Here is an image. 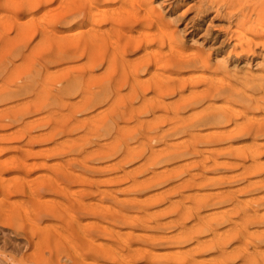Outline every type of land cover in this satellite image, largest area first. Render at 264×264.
Here are the masks:
<instances>
[{"label":"rangeland","instance_id":"obj_1","mask_svg":"<svg viewBox=\"0 0 264 264\" xmlns=\"http://www.w3.org/2000/svg\"><path fill=\"white\" fill-rule=\"evenodd\" d=\"M58 1H60V2H58ZM97 17H98V19H97ZM93 19L96 20V21H94ZM59 20L60 21H63V22L65 21V23L59 24L61 26L56 25V28L59 31L62 30L61 33H60V35L63 34V37L61 38L62 40H64L63 38H64L65 33H66L65 36H68V38H70L73 34L74 35L71 38H75V37L81 35L80 32L81 33H83V32L86 33L89 30L90 31L89 33H86V34L83 33L84 34L83 37L85 35H88V34L91 33L94 36L97 35L100 38L102 37L101 38V39H103L102 42H104L106 44H104V46H103V44L101 43L100 38H98L96 36V38H98V41L97 42L99 43V41H100V43H99L100 45L97 44V47L94 48L96 46L94 43H90L89 45H88V43H82L84 41L83 40V37L82 36L77 37L78 38L77 39L78 41H76V42H80L81 43L82 47H84L83 48L84 51H83V49L81 47H78V46H81V45L76 46L75 49H73V50H75L78 53L80 52V50H82L83 52H82L81 55H83V56H81V55L79 56L77 53L75 55H78L80 58L76 57L75 55L74 56L76 57V59L73 58L74 56L73 57L69 56V58L71 57V61H72L71 62L70 59L67 57V55H65L66 54V51H67V53H69V51L72 49V47L70 46V43H68L69 42V39L66 40V41H68L67 43L65 41H63L66 44V47L67 48L71 47L69 49H65L66 47H63L62 48V46H65V44L62 45V46H59L61 48H57L55 46L52 47V45H55L54 42L52 41L53 38H52V35H51V34H53V31H52V28L53 27L52 26L54 24H56V22L59 21ZM99 21H101V22L99 23ZM64 27H65V30L63 29ZM85 28H87L88 30L85 29ZM71 30L73 31V33H72ZM78 30H83V31L78 32ZM99 31H101V32H99ZM62 32H64V33H62ZM67 32H71L72 34L71 33H68L67 34ZM75 34H77V36H75ZM238 34H240V35H238ZM90 35H88V38L90 37L91 42H93V40L96 39V38L94 37L92 39L91 37H93V36L92 35L90 36ZM237 36L238 37L240 36L239 39L236 38ZM58 37H59V32H58ZM85 38L88 39L87 36H85ZM241 38H244L245 41H244V39H241ZM248 38H250V39L248 40ZM73 40H74V43H75L76 38L73 39ZM81 40H83V41L81 42ZM136 40L137 41H141L142 43H144L143 44V45H145L144 48L147 46L145 49H147V48L149 49L150 48L149 50L147 49L149 51V53H147L148 51L147 50L145 51L143 48H139V49L134 50L133 44L136 43ZM238 40H240L239 42H241V43H239ZM246 40L248 41V44L245 43ZM48 42H49V44L50 43L52 44L50 46L53 49L50 46H47L48 45ZM3 43L6 44V46H9L10 48L8 47L7 49H5L6 46H4ZM80 43H78V44H80ZM91 44H93L95 46H92L91 47L90 46ZM67 45H69V46H67ZM15 46H16V48H17V46L19 47V48H17V50L22 51L21 53H19V55H16V53H18L19 51H17L15 48H13ZM101 46H103L104 49H102V51L104 50L105 53H101L100 52V53L97 54L98 51L96 52V50H100ZM151 46L154 47V48H152ZM158 46L161 47V50L160 51L158 50V49H160ZM170 46H171V48H170ZM45 47L46 48L48 47L49 49L47 48V50H45ZM168 47H169V49H168ZM85 48H87L89 50H91V48H92V50L95 51L96 54L93 51H90V52H93L95 54V57H94V54L93 55H92V53L90 54L88 52V50H85ZM174 48H176L175 51H177V50L180 49L181 50V51L179 50L180 52H182V49H183L184 55H186V57H196V58H199V61L201 60L200 63L202 64L201 65V64L198 63V65H199L200 68L197 66L194 69L193 68L192 69L191 68H183V69H179L178 68L179 69L178 70L176 68L173 69V67L172 66H169L168 64H167L168 66H166V63L164 65V60L162 58H160V57H163L164 58L165 57L164 55H166L169 52H172ZM50 49H51V52L54 51L53 54L56 55V56L54 55L55 57H57V56H59L61 54L63 55V57L60 56L62 58L57 57V59L58 58L59 59H63L66 56V58H67L68 61L67 60H64L63 61L62 60L61 61L62 63H61V62H57L58 60H50V57H51V59H54V57L50 55V53H51V52H49ZM94 49H96V50H94ZM108 49H109L110 52L108 51ZM132 49H133V51H131ZM140 49L144 50L146 53L145 54L142 53L144 51H142ZM153 49H154L155 52L152 54L150 50L153 51ZM12 50L13 51L16 50V52H14L15 53V58H14V54H10V52ZM165 50H169V51H165ZM55 51H56V53H55ZM112 51L115 52L113 55H111L112 54L111 53ZM158 51L161 54H158L159 53ZM175 51H173V52H175ZM46 52H49V53H46ZM183 52H182V54H183ZM45 54H49V55L48 56H45ZM85 54H87V57L85 56ZM104 54H105V56H104ZM108 54H109V58L107 57ZM89 55H91L90 56V59H88L89 58L88 57ZM110 55L113 56L111 59H110ZM149 55H150L151 58L149 57ZM151 55L153 57L156 56V55L157 56L159 55L160 56L159 57L160 58V61H161V59L163 60L162 62H160L161 65L158 66V64H157V61L159 62L158 57H156V58L154 57L153 58V59H155V61L157 60L156 63H154V60L152 59V56ZM114 56H116L117 58L114 57ZM144 56H145V58H143ZM43 57H46V60ZM92 57H94V58H92ZM72 58L74 60H72ZM105 58H106V60L110 59V61H106V64L104 63L105 62ZM114 58H116L118 62ZM141 58H143L144 61ZM103 59H104V61H103ZM112 59H114L115 61L113 60L114 61L113 62ZM224 59H225V61H223ZM152 60H153V63L154 64L152 63ZM0 61H1V63H0V73L2 74V75L0 74V85H1L0 87L3 88V91H5V94H6L7 90H8V92H12V93H13V91H15L14 89L18 87L16 85L17 84V81H19V82L22 81L23 83H25V85L22 84L21 82H20L21 84L18 83L19 87H20V85H21V87L22 86L28 87L29 85L28 86L26 85L27 82L30 83V85L32 87V84H34V82H36L34 84L35 87L34 86L32 87L33 90H32V88H31L32 91L30 90L32 92V94H30L31 92H28V91H27V93L25 92L27 90V88H24V87L21 88L20 87L21 89L24 88L23 90H21L22 91L21 92L22 95H20V92H19L20 91V88H19V90L16 89L15 93H13V94H16V92L17 93L19 92L18 94H16V97L18 95V98H15V97L11 98L12 97L11 95H13L11 93V95H8L7 99H9V100H7V101H6V97H5L6 95H4V96L2 95L4 93H3V91L1 92V89L2 88H0V93H2L0 95L3 96V98H2V96L0 97V101H3V102H0V119H2V120H0V131H1L0 132V146H1L0 147V175H1L0 176V191L3 192V193L0 192V195H1L0 196V264H132V263L133 264H173V263L174 264H180V263H178L180 261H181V264H185V263H182V262H186V264H190L188 262H190L189 260L191 259V257H193L192 258V261L193 262H191L192 264L193 263H196V261H197V264L198 263L199 264H202V263H200L202 261H203L204 264H206V263L207 264H215L217 262L216 260L224 252H226V254H225L226 257L224 255V257H225L224 258L223 255H222V257L219 258L220 260L218 259L219 261L216 264H221L220 261H222L223 258H224L223 259L224 262L223 261L222 262L225 263V264H228V263L238 264V263H242L243 260H244V262L246 264H248V263L252 264L253 260H252V262L250 261V259H252V258H254V259L255 258L256 259L258 258L257 260L255 259L256 261H254L253 264L255 262L259 261V260H260V263L264 264V260H262V255H264V235H261L262 233L264 234V232H263L264 229H261L262 226H263L262 228H264V223H263L264 221H262L264 219V217H263V215H264V211H263V209H264V203L263 202L264 201H262L263 207L261 206L262 203H260V207L261 208L259 207V203L257 202L259 200H262L261 198L264 199V196H263V194H264V185H263L264 184V178H262L264 175H261V174H264L263 173L264 172V168L262 169V167L259 168V166H258L259 164H260V166L264 165V162L261 161V160H264V152L262 151L263 154L261 153V151H258L259 153L256 152V156H257V153H258V155H260V156H257L259 158H257L256 156L254 157L255 153H253L254 155L252 154L253 151H257V150L264 149V147H263L264 146V142H263V140H264V129H263V132H261V129H259V127L264 124V119H263L264 118V110H263L264 109V102L263 103L261 102V104H258L257 103L256 108H257L258 105H261V106L258 107V110L254 107L256 109L255 110L253 108V106L251 105V103H248L247 100H243L244 98L245 99L248 98V100H249V97L252 95V94L249 95L250 93H253L254 96H255L256 93H258V91H256V90L253 89V85L255 86L258 82H261V83H263L262 85L264 86V75L262 76V73L264 74V0H28V1L27 0H23V1L22 0H0ZM2 61H4L6 64L5 63L3 64ZM89 61H92L91 62L92 65L91 66L89 64ZM111 61H112V63H111ZM142 61L143 62H146V65L148 64L147 67L149 68L150 71H152V70L155 71V73L152 72L155 75L152 74V73L149 74L150 73L149 70H146L145 71V70H143V68H141V67H144V66H142L144 64ZM205 62H207V63H205ZM93 63L95 65H93ZM116 63H119V64L114 65ZM162 63H163V66H164L165 69L162 68ZM2 64L3 65H6V68H5V66H2ZM57 64H59V65H57ZM79 64H81L82 66L85 67V69H84V67H82L84 69V71L81 69V67H80L81 65L79 66ZM108 64L109 65L111 64V65L109 66ZM17 65L21 69L19 67H16ZM53 65H55L56 70H62L61 73H60V71L59 72H56V70H55V68H54ZM63 65H64V68H61ZM75 65L78 66V67H80L81 70L79 71L78 68L74 67ZM86 65H89L90 66L89 67V70L90 71L87 70L88 67ZM112 65L115 66V67L114 68L112 67L113 69H110V67ZM154 65H155V68H156L157 71L155 70V68H153ZM206 65H208V66L206 67ZM14 66L18 70L20 69V71H19L20 73L21 72L26 73V70H27V72L30 75H32V73L33 74L37 73L38 76L36 74H35L36 77L32 75L33 78L34 77L35 78L34 79H31L32 76L29 77V75H27L28 78H30V79H28V78L26 79V77H25L26 75L25 74H24L25 76L24 75H21L22 73L20 74L17 71V69L15 70V67ZM46 66L47 67L48 66L50 67V68L49 67L47 68V71H46ZM68 66H70V68ZM92 66L94 67L93 68L94 70L93 69H90ZM116 66H117V68H116ZM151 66H152L153 69L151 68ZM201 66H203V67H201ZM9 67H12V68H9ZM25 67H26V69H25ZM59 67H60V69H59ZM71 67H73V69ZM106 67L107 68L109 67L108 69H110V70H107ZM75 68H76V71H75ZM103 68H104V70H106V72L104 71L103 73L105 75H107V73H108V76H106V78L110 77L109 75H111V77L112 76L114 77V78L112 77V79L108 78L110 80L109 83L107 82V79L105 78V76H103V74L101 72V71H103L102 70ZM160 68L162 70H166V69L167 70H170L169 72H173V70H174L175 72H173V73L170 74L166 70L167 73L165 71H164L165 73H163V72H160L158 70ZM28 69H32V70L30 71ZM136 69H137V72L136 73L139 74L138 76H137V74L134 73L136 71ZM38 70H40V71H38ZM70 70H72L73 72L72 71L70 72ZM91 70L94 73L97 72V74H99L98 77H95L96 79L94 78V76L96 74L95 75H94V73L93 74L92 73L89 74V72H92ZM99 70H100V72H98ZM116 70H118V71H116ZM190 70H192V71H190ZM194 70H195V72H194ZM12 71H14V72L17 71L18 72V73L17 72L15 73V74H17V77H15V74ZM77 71L79 72V74L77 73ZM222 71H225L226 73L228 72L227 75L229 74L230 76L228 75L229 76L228 77L226 75V73L224 74ZM239 71H241V72L244 73V74L242 73L243 76L241 75V72H240V74L238 73ZM62 72H64V73H62ZM86 72H88V73H86ZM234 72H237V76L235 75ZM245 72H246V74H245ZM251 72H252V74L255 73L256 75L255 74L252 75ZM38 73L41 74V75L39 76ZM13 74H14V76H13ZM81 74H83V75L86 74V76L88 74V76H91V78L92 79L94 78L95 80H97V78H101L100 79L101 81L98 80L99 83L102 82V83H100L101 85H99L100 88L95 87L98 84L97 83L98 81L93 80L91 82V85H89L90 84V82H88V81H90L89 80V77L88 76L87 77L86 76L85 77L84 76L81 77ZM156 74L157 75L160 74V75L159 76H156ZM194 74H195V76L192 77V80H194V78L196 80L199 79V80H197V82H199L200 80L207 81L209 79L208 81H212V82H217L218 81L217 83H219L221 81V80L219 81L218 76L220 78V74H222L221 75L222 77L220 79H222L224 77V80H228V82H229V80H232V81H230L231 82L230 84L229 83H226L227 81L226 82L224 81L223 83L226 84V85L229 84L231 86L233 83L235 84L237 82L235 84L236 85V88H234L235 85L233 84L234 87L231 86L232 89L229 90L231 93L227 92L226 95H224L223 93L222 94L220 93L221 94V97H220V95L218 96L219 93L218 94L217 93H214L215 95L217 94V96H215L213 93H211L212 94L211 98H210V96H209V98L207 97V95H208V93H207L206 94V100H205V98H203L201 100H198L195 97H199V99L202 98L201 96H199V94H200V92H202V89L204 87L203 86L204 84H203V81H200L198 84H197V82H195L196 83V85H195V83L192 80H190V78H189V76L191 77V75H194ZM232 74H234V76ZM60 75L63 76L65 79H66L67 76H70L73 79L76 78V81H75V79L73 81V79H71V78H70V80H72V81H66ZM64 75H67V76H64ZM92 75H94V76L92 77ZM197 75H198L199 78L197 77ZM244 75H246V77ZM247 75H249V76L247 77ZM59 76L61 77V79H59ZM78 76H79V78L81 77L83 80L81 78L78 79ZM121 76H122V78L124 76L126 78L125 79L123 78V81H122V79L119 78ZM148 76H149V78H148ZM151 76L154 79V81L151 78ZM208 76L211 77V80H210V78ZM215 76H217V80H215L216 79ZM250 76L251 77L253 76V79L258 77L257 80L259 79L260 81L258 80L256 82V79H255L254 82H253L252 81L253 79H250L251 78ZM254 76H256V77H254ZM103 77H104V79H103ZM141 77H143V78H141ZM180 77L181 78H183V77H186L187 78L188 77V78L187 79L186 78L185 79L184 78L181 79ZM200 77L203 78V79H201ZM235 77H241L242 79H243V77H245L244 78L245 80H243L244 82L242 81L243 83L242 82L239 83L241 78H239V79L238 78L233 79ZM84 78L85 79L88 78V79L85 80ZM117 78H118V80L121 79V81L117 82L118 81V80H116ZM128 78H129V86H128ZM246 78L247 79L249 78L250 79L249 81L253 82V85H252L251 82H248L246 80ZM67 79L69 80V78H67ZM145 79L147 80V83L143 82V81H146ZM151 79H152V82H151ZM162 79H163V81H162ZM77 80H80V81L77 82ZM111 80H113V81H111ZM155 80L156 81L158 80L156 82V84H155ZM182 80H183L184 83L182 84L180 82V84H179V86L182 85V87L180 86L181 89H183L181 91L180 90V87L179 88H177V87H178L179 81H182ZM188 80H190V81H188ZM86 81L89 83L88 85H87V82ZM94 81H95L96 85H95ZM159 81H160L161 85H163V84L166 85V86L168 85L167 86L168 88L169 87L170 88L172 87L171 90H174V91H170L169 90L170 88L168 89V88H166V86H164V88L167 89V90H169L170 92L169 91L168 92L171 93L172 95H170L166 91L164 92V90H162L164 88L161 87V86L158 89L154 87V85H157L158 86ZM171 81H172V84L170 83ZM245 81L248 82V84L250 85L249 88H248V86H246L247 84H246ZM13 82H15V83H13ZM75 82L78 83V84H75ZM104 82H105V84H103ZM113 82H114L115 85L116 84H119L120 87L117 86V85L115 86L114 84H112ZM137 82L140 83V84L138 85ZM168 82H169V84H167ZM66 83L72 84V85H74V87H75V85L78 86L77 88H72V89L70 88L71 91L72 90L73 91L74 90H76V91L78 90L77 93H75V95H73V93L70 95L71 91L70 90L69 91L67 90V89H69V86L71 87V85H68V88L66 87V88L63 89V90L66 89L65 90L66 92L63 91L62 89H60L61 86L64 87L65 86L64 84H66ZM188 83H189V85H188ZM193 83H194V85H193ZM244 83L246 85H244ZM60 84H61V86H60ZM121 84L124 85L125 87H123ZM143 84L145 85L146 88L144 87ZM147 84H149V85L147 86ZM190 84H191L192 87L190 86ZM238 84L241 87L240 86H237ZM102 85L103 86L106 85L104 87H108L107 89L108 90L111 89V91L113 92L111 94V93H109L110 91L106 90V88H105L106 92L108 91V93L110 94L109 95L107 93L108 97L107 96H104V98L106 100L102 98L103 96H101V93L99 92V91H102L103 92V90H101V88L103 87ZM251 85H252V88H250ZM111 86H115L116 88L115 87H111ZM141 86L144 87V88H142ZM58 87H59L60 90L58 89ZM118 87L121 88V91L119 90ZM150 87L153 88V89H155V90L152 91ZM29 88H30V86L28 87V90H29ZM80 88L81 89H84V90H86V89L93 90L95 92V93L94 92L92 93V95H91L92 98L91 97H88V98H90L89 101H88V103H86L88 99H86V95H85V94H87V95L89 94V92H87L88 90L86 91L85 94L84 93L82 94V91L80 92ZM139 88L141 89L140 91H139ZM244 88H245V90H244ZM10 89L11 90L13 89V90L11 91ZM57 89L59 91H62V94H65V96L62 95L61 92H59ZM142 89L144 91L147 90V91H145V94L146 95L145 94H139V93H143L144 92V91H142ZM160 89L162 91H160ZM237 89L240 92L236 91ZM242 89H243V93L242 94H245V96H247L246 94H248L249 97L248 96L247 97H244V95L242 96V94H241V90ZM246 89H247V91H246ZM84 90H83V92H85ZM105 90H104V93L103 94H105ZM157 90L160 91V94L161 95L160 94L159 95L157 94V93H159ZM43 91H44V93L47 91L46 93L53 95V96H51V99L49 98L50 96H48V94L46 95V96H48V99H47V97L45 99H47L48 101L49 100L50 101H53L54 100V102H55V97H57L56 103L58 105H59V103L57 101L60 102L62 99H64V97H67V98L70 97L68 100L71 101V99H72L71 103H73V101H74L73 105L76 104L75 101L76 100L78 101V99H75V98L78 97L80 95V93H81V95H80L81 98L83 99V97H85V99H86V101L84 99H83L84 101H81L82 99L79 97L80 98L79 100L81 102H83V104H85V103L86 104H89L92 101L91 99H94V98L96 99V97H97V100L98 101H99V98H100L101 101L98 102V101H96L94 99L91 102V104L94 103L93 105L95 106V102H96V106L93 107L90 104L91 107H90V105L89 106H85L87 108L81 106L78 103L80 105V107H83L82 108L83 110L84 109H87V111L81 110L82 111L81 112V111H79L80 107H78L77 108L78 109L77 111H79V112H76V114L78 115V117L75 114L76 115L75 117L78 118V119L79 118L82 119V117H79V116H81V115L83 116V114H84L83 117H85L83 119H87L85 121L82 119V123L83 124L86 121H87L86 122V125L88 124L87 125V129H86V125L85 124H84L85 125L84 126L85 129H83L84 127L83 128L82 127H79V126H81L80 125L81 122H79L81 120H79V121L76 122V120H74L75 117L72 116V113H71L72 111L65 110L66 108L67 109H70L71 108L72 110L74 108V106H70V105H72L71 103L68 105L69 102L65 100L66 98L64 99V101L63 100L61 101V103H60V105L58 107L55 106L56 103H54V102H52V104H54V105H52V104L50 105V101L48 103L47 101H45V99H42L41 98ZM76 91H74V92H76ZM114 91H116V92H114ZM119 91L121 92L120 93V96H121V94H123V97L122 96L121 97L126 102L123 99L122 100L119 99V102H118L119 105H117V103H114L113 100L117 96L119 97V95H117V93H119ZM130 91H132V93H135V94H132ZM136 91L138 93L137 95H136ZM233 91H236L237 94L235 92H233ZM23 92H25V94H23ZM67 92L68 93L70 92L69 95H68ZM90 92H92V91H90ZM97 92H99L100 94L97 93ZM154 92H156L157 95L154 94ZM57 93H58V95H57ZM59 93H60V96H59ZM96 93L99 94L98 95L99 97L96 95ZM129 93H131V94H129ZM162 93H166V94L163 95ZM194 94L196 96H194L192 98V96ZM33 95H37V96H33ZM114 95H116V96L113 99ZM129 95L130 96L132 95L133 97L131 96L132 98H130ZM200 95L204 96L205 94H200ZM227 95H230V99L228 98L229 96H227ZM238 95L239 96L241 95L242 97L240 96L241 97L240 98ZM32 96L35 97L34 98L35 99L34 102L36 103V101H37V103L34 104V105L36 106V105L39 104L40 106H38V107L36 106V108H35L32 105L34 102L33 103H30V101L33 99ZM43 96H45V95H43ZM58 96L60 97L61 100L59 99ZM128 96H129L130 99H128ZM138 96H139V98H138ZM153 96L156 97V98L157 97H159V98L155 99ZM162 96H163V98H161ZM225 96H227V98ZM254 96H251V98L252 99H254V98L256 99V98H258L260 96V94H259V96H258V94H257L256 97H254ZM30 97H32V98H30ZM52 97L54 99H52ZM190 97L193 99V101L190 100ZM214 97H216V98H214ZM217 97H220V98H217ZM236 97H237V99H236ZM20 98L23 99V100H25V102L28 101L26 104H30L31 106L29 105V107L26 106V108H25L24 107L25 104L23 103V100H21V102L19 101ZM110 98H111L112 101L110 100V102H108ZM125 98H127V99H125ZM152 98H153V100H152ZM221 98H222L223 101H221ZM225 98L226 99H229V100L227 101ZM231 98H232L233 101L231 100ZM15 99H17V100L19 99L18 100L19 102L16 101ZM26 99H28V100H26ZM73 99H75V100H73ZM140 99H141V101H143L145 103L146 107L143 104V102L140 101ZM158 99L161 102H159ZM209 99L210 100L213 99V100L210 101ZM216 99H217V101H216ZM239 99L242 102L239 101L240 103H238L237 101ZM12 100L16 101V102H14V104L17 103V102L20 103V104L17 103L15 105H13L12 102H11ZM41 100H44V102H46V103H44V105L46 106V108L44 107V105H42L43 103L41 102ZM102 100H105V101H103L105 104L104 103L101 104ZM149 100L150 101L151 100L152 101L155 100L154 102H151V106L152 107H150V105H149L150 104L149 103ZM196 100H197V102H196ZM8 101H10L11 104ZM115 101H116V99H115ZM117 101H118V99H117ZM121 101L122 102L124 101L126 103V107H125V105L123 103L120 104ZM131 101H132V103H129ZM145 101H147L148 103L146 104ZM182 101L188 102V103H186L188 106L185 104V102L183 103ZM194 101H195V104H194ZM220 101L222 102V104H221ZM63 102H65V103L67 102L66 105H68V106L64 105L65 103H63ZM162 102H163V104H162ZM166 102H167V104H166ZM178 102L180 104H178ZM213 102L214 103L216 102V103L214 104ZM217 102H219V103H217ZM99 103H100V105H98ZM106 103H107V105L110 106V109H113L115 107L113 110L115 112H117L116 109H118V113H120V115H118V116H120V118H119L116 115V113L113 111L115 113V115H114V113L111 110V112H112L111 114L113 116L112 115H110V116L113 117L116 121H118V123L116 121H113V118H111L108 115V117H110L112 119V121H113L112 122L111 119L109 120V121H111L110 124L113 125V126H110V128L112 127L111 128L112 130L109 131V129H108V131H109L110 134L108 133V131H106V135L107 136L103 133L106 137L109 138V140L112 139V142L114 140L116 142V145L118 144L117 143L118 140H119V142L121 141V143H119L120 146L117 145L118 146V149H117L118 152L116 151L117 153H115L114 155H113L112 152H109L110 151L109 149L110 148H113V147H111V143H112V142L110 143L111 140L110 141L107 140L108 142L106 141V143H108V144L110 143V148H108L109 147L108 144H106V143L104 144L105 140L108 139V138L103 137L104 135L103 136L101 135V138H99L100 136L98 137L97 136L98 133H97V134H95V137H94V135L92 134V132H94L95 129H93L92 132L90 131L91 134H89V132H88L89 135H93L92 137L91 136H87L88 134L86 132L88 130V128L90 129V127H91L90 124L91 123L94 124L96 122V121L95 122L93 121V122L90 123V121L93 118H96V117L89 118V115H91V116L93 115V116H98L99 117V114L98 113L101 114V112L103 110L100 107L105 106ZM139 103H141V104H139ZM152 103L155 104V105H153ZM158 103H160L162 106L159 105ZM172 103H173V105L176 103L175 106H174L175 108H177V106H179V105H181L182 107L179 106V108L174 109ZM212 103L214 105H212ZM225 103L228 104V105L230 103L231 106H233V107H230V105H229V108H232V111L229 110V109H227L228 105H226ZM254 103L255 102H253V104ZM5 104H7V105L5 106ZM9 104H10V106H9ZM21 104H23V107L22 108H24V109H22V110L21 109H18L20 111L19 114H18L17 113L18 112L17 108L19 106H20L19 108H21V106H22ZM62 104H63V107L64 108H62V106H61ZM122 104L124 105V107L122 106ZM156 104H158V105H156ZM201 104H203V107L204 108L206 106L205 104H208L209 105V106L207 105L208 108L211 111L214 112V113L213 112L210 113V110L207 108L206 111L207 110L209 111L208 114L210 113V114L213 115L216 112V114H218L216 117H218L219 115H221V117H224L223 118L224 120L230 115L229 112H231V115L227 119V120H229L228 122L227 121H223V119H221L220 116L218 117L220 119L217 118L220 121V123L223 121V123H221V126H225V128L223 127L225 129L224 132L227 130L231 134L230 133H227V131L225 132L226 133L225 135L224 134H221L220 131L222 133H224V132L222 131V127L220 126V124L217 123L219 121L218 120L216 121V119H214V123L212 122V124H214V125H212V124L211 125H206L207 128L204 127V130H203V128H201V127H203L204 125H200L199 126L200 121H201L199 119V117L201 118V116H203L204 114H206V112H205V109L201 106ZM113 105H115V106L113 107ZM216 105H218V107H219V105H221V107H224L225 106L224 107L225 109L224 108H221V109L220 108H217ZM241 105L242 106H245L246 109H244V107L242 108ZM262 105H263V109H261L262 108ZM13 106H17V107L16 108H13ZM69 106H70V108H69ZM109 106H108V108H105V110L106 109H109ZM121 106L126 111L124 109L121 110L122 109ZM159 106H161V108ZM184 106H185V108L187 107L186 109L187 110L189 109V111H186V109L184 108ZM190 106L193 107V111L190 110L191 109V108H189ZM194 106L196 107V110H197V106H198V108H200L199 106H201L202 109L200 108L199 111L202 110L205 113L204 112H203V114L200 113L202 115L197 114V113H199V111H196L197 113L194 112V109H195ZM210 106L216 108L217 111H215L212 107H211L212 108L211 109ZM48 107H49V110H48ZM88 107H90L89 108L90 110H88ZM96 107H97V110L99 112H96V114H95V111H97V110H95ZM102 108H104V107H102ZM156 108H158V109H156ZM155 109H156V111L154 112ZM182 109H184V110H182ZM233 109H235L236 112L235 111L233 112ZM64 110L65 111H68V113L69 114L71 113V114L69 116H67L68 114H66V116H65V113H67V112H64L63 113V117H62L61 114H62V112ZM100 110H101V112H100ZM105 110H103L104 112H102V114H104V115L110 114L109 113L110 112L109 110H106V111ZM119 110H120V112H119ZM175 110H177L179 112H183V113H181V114L179 113V115H176L177 111H175ZM218 110H221V111L218 112ZM245 110H247V111H245ZM60 111H62V112L60 113ZM74 111H76L75 108H74ZM92 111H94V112H92ZM123 111L126 113L125 114L126 117L123 116L124 115ZM144 111H146V112H144ZM85 112H87L88 118H86L87 114ZM90 112H92V114H90ZM162 112L164 113V115H163ZM190 112H191V114H190ZM222 112H224V113H222ZM225 112H227L226 114H228V116L225 115L226 117L224 115H222V114H225ZM242 112H243V114H242ZM14 113L15 114L17 113L18 116L15 115ZM21 113H22V115H20ZM58 113H60V114H58ZM140 113H142V114L140 115ZM154 113H156V114H154ZM158 113H159V115H158ZM161 113H162L163 116H165V118L162 119L163 121H160L161 118H163V116H161ZM102 114L100 116L103 117L104 115H102ZM208 114H206L204 116H208ZM19 115L22 116V119H21V117H19ZM121 115L123 116V119H125V120L122 119ZM155 115H157V116H155ZM173 115H176V116H173ZM188 115H189V117H188ZM197 116H198V118H197ZM253 116H254V118H253ZM16 117H19V119L16 118ZM106 117L107 116H104V119ZM157 117H160V118L158 119ZM169 117L170 118L173 117V118H171V120H170V119H168ZM192 117L193 118L194 117L197 118V121L200 120L199 122H197L196 119H195V121L197 122V125L199 126V128L196 125V122L193 121ZM97 118L95 120H97ZM117 118L122 119V120H119V119L117 120ZM182 118L183 119L189 118V121H188V119L187 120H183ZM106 119H109V118H106ZM166 119H168L170 121H168ZM174 119H176V120H174ZM178 119L181 120L182 123H183V121H185V124L183 126L187 125L189 127V128H187V126H186V129H185L186 132L183 131L185 127H180L182 125V123H181V121L179 122ZM16 120H18V121H16ZM69 120L75 121V125H76V123L79 122L78 123V127L76 128V131H73V129L71 130V132L69 131L70 132L69 133L70 136L68 135V130H66V127L64 128V126H67V129H68V126L72 125L71 123L70 124L68 123V122H71ZM99 120H101V118ZM155 120H156L157 123L155 122ZM261 120H263V122H261ZM73 121H72V123H73ZM109 121H108V123H104V124H106V129L105 130H107L108 125H110L109 124ZM172 121L179 122L180 125L178 126V123L176 124L175 122L173 123ZM215 121H216V123H215ZM250 121H252L251 124H250ZM257 121H259V122L257 123ZM105 122H107V121H105ZM126 122H128L129 126L131 125V127L134 128V129L132 128L133 130H131V133H133L134 136L133 135H130V129H129V133L128 132H125V131L128 130V129L125 130V128L128 126V125H126L127 124ZM167 122H168V125L166 124ZM187 122H188V124H187ZM224 122H226V124ZM43 123H45V124L43 125ZM66 123H68L69 125H67ZM97 123H99V122H97ZM112 123H114L115 125L112 124ZM116 123L118 124V127L117 128L119 130H122V129L125 130L124 131L125 134L124 133L123 134L120 133V135H119L118 129L116 130V133H114L115 132L114 129L117 126ZM119 123L121 124V126L119 125ZM40 124L43 125V126H41ZM104 124H102L103 125V129L101 127H99V126H98L99 128L95 127L97 124L94 126L95 128H97V131L96 130L95 131L96 132H99V135L101 134L100 133V130H102L101 132H104V128H105L104 127ZM192 124H193V126H192ZM253 124L256 125V127L258 129ZM257 124H258V126H257ZM75 125L72 126V127H74V129L76 127ZM98 125H100V124H98ZM102 125H100V126H102ZM122 125H124L125 127L121 129V127H123ZM165 125H167V126L165 128H163V126H165ZM156 126H158L159 133H158V130L155 129ZM173 126H174V130H176V132L172 129ZM195 126H196V129H193ZM218 126L220 127V130L219 131H218V129H219ZM229 126L230 127L233 126L234 127V128L232 127L233 130L231 128L229 129ZM113 127H114V129H113ZM131 127H129V128H131ZM161 127H162L163 130L165 129L167 132H168V130L170 131V133L171 132H173V133L175 132L174 134L171 133L173 137L170 136L171 135L170 133H169L170 134L169 135L170 137L169 136L168 137H165V136H167V133L165 134V132L161 129ZM176 127H178V129L183 128V130L182 129L179 130V131H181V130L183 131V132H181L182 134L179 131H178L179 133L177 132L178 129H175ZM209 127L211 129L208 131L207 129H209ZM212 127H213V129H212ZM216 127H218V128H216ZM252 127H253V132H252ZM262 127L264 128V126H262ZM55 128L56 129H59L60 128V130H55ZM78 128H79V130H77ZM153 128L155 130H153ZM64 129L66 131L65 132H62V131H64ZM160 129H161V132L163 131V133L165 134V136H164L165 139H163L164 137L163 138L162 137H158L159 136L158 134H160ZM113 130H114V132L112 133ZM190 130H192V131H190ZM200 130H201L202 133H200ZM213 130H215V135H213L214 134L213 133ZM216 130L219 133L216 132ZM246 130H249V131L246 132ZM255 130L263 133V136H261L262 134L259 135L258 134L259 132L256 133V135L254 134L253 139L255 141H258V142H255L252 139V136H250V133H251V135H253V133H255L254 132ZM82 131H85L87 135L85 134V132H82ZM134 131H136V132H134ZM156 131H157V134H156ZM204 131H206L205 134H204ZM58 132H59V134H58ZM81 132L83 133V135H79V134H82ZM96 132H94V133H96ZM210 132H212V133H210ZM237 132H239V133H237ZM56 133H57V136H56ZM63 133H65V134H63ZM74 133L77 134V135H74ZM126 133L129 134L128 137L127 136H124V135H127ZM188 133H191L190 134L191 136ZM195 133L196 134L198 133L199 135L197 134L198 136H196ZM115 134H117V136ZM179 134L183 138L180 137ZM185 134H186V136H185L186 138L184 137ZM192 134L193 135L195 134L194 138L196 137V139H197V137H198L199 138L198 140H202V142H200V141H198L196 139L194 140V138L192 137L193 136ZM207 134H208V136H207ZM220 134L221 135H224V140H225L224 142H223V139H222V142H221V140H219L220 137L223 138V136H219L218 137V135H220ZM257 134H258V136H257ZM122 135L124 136V139L122 138L123 137ZM160 135L162 136V133ZM201 135H203L205 138L206 137H209L208 138L209 140H211L212 138H214V139H212L214 141L216 140L215 137H218L217 138L218 140H216L215 143H214V141L211 140L212 143H210L211 141L210 142H209V140L205 141V138L204 137H201ZM227 135L230 136V139H228ZM66 136H69V137L73 138L74 142L71 140V138H68ZM73 136L74 137L76 136L78 139L74 138ZM80 136H81V139L84 136L85 137L87 136V138L89 137L90 140L93 141V142L90 143V141L87 140L89 144H87V145L85 144V146H83L82 144H79V142L85 143L86 140H85V142L84 141L82 142V140L80 141L79 140V137ZM96 136L99 138L100 141H104V142H99L97 140L98 138H96ZM113 136H114V138H110V137H113ZM115 136H116V138H115ZM225 136H226L227 139H225ZM25 137H26V139H25ZM133 137H135L136 139L133 138ZM188 137H190V138L192 137L191 141L194 140L192 142L194 143V146L196 145V147H193V143L188 142V140H184V141H180L179 140V142H181L185 146V149L184 150L190 148L192 150L197 151L199 154L196 152L195 153L196 155H188V154H186L187 153L186 152L185 155H184V152L185 151H182V150L180 151L181 148L179 147L180 148L179 149L178 146H175L177 144V142H178V140H177L178 138L181 139V140H183V139H189V141H190V138H188ZM93 138H95V140ZM103 138H104V140H101ZM129 138H130V140H129ZM131 138H132V140H131ZM137 138H138V141H139L138 142L139 145L136 144L137 143ZM147 138H152V139H150L151 143H150V141ZM153 138L154 139L156 138L157 139L156 142H158V143L153 142V141H155ZM160 138H162V139H160ZM168 138H171L172 141L170 142L169 141L170 139H168ZM173 138H175L176 139L175 141H177L176 143H173V146L177 147V150L179 149L178 152H180V153L178 154L179 157L178 156L177 157L180 158V159L175 158L176 160L173 159V161L172 160L170 161L169 160L170 157H168V154H166V153H168L170 151L169 149L171 148L172 142H175V141H173L174 140ZM66 139H67V141L70 140V142L69 141L66 142L65 141ZM83 139H86V138H83ZM126 139H127V141H126ZM146 139L149 142H146ZM158 139H160V140H158ZM123 140H125L126 143H129V144H130V142H132V144H133V142L136 140V143L135 142L134 143L137 146H133L135 144H133V145L131 144L132 146L129 145V144H126L125 141H123ZM163 140H166V141H164V145H165V142L167 143V145H170V147L167 146V145L165 146L166 149L168 147V149H167L168 151L167 152H165L166 150L165 151L162 150V149L165 148L164 145L162 144L163 143ZM226 140H228L229 142L226 141ZM71 141L73 143L76 142L80 147L82 145V148L83 147L84 148L83 149L80 148L79 153L78 152H74L75 151L74 149H77V144L76 145L74 144L75 147L73 149V147L71 145ZM185 141L187 142L186 145H188L187 148H186V145L184 144ZM203 141H205V142H203ZM253 141H254L255 147H253L254 146ZM95 142H97V143H95ZM141 142H142V144L146 142L147 144L144 145L146 147H142L141 146L142 144H140ZM195 142H198V143H195ZM226 142H228V143H226ZM66 143L70 144L71 145V148L73 150L70 147H67ZM99 143L101 145H99ZM168 143H170V144H168ZM190 143H191V145H190ZM220 143H222V145ZM229 143L232 144L233 147H231V145ZM256 143L257 144L260 143L259 144L260 149L257 147L258 145L256 146ZM96 144L99 147L103 145V147H102L103 150L100 148L101 149V152H99V154L102 153L104 150H105V153H106L107 149L109 150V151H107V153L108 152L109 153L106 154V155H105V153H103V155L105 157L102 154H100L101 155L100 156L97 153V151H98L97 148H99V147L94 148L95 146H97ZM148 144L149 145L150 144L151 145L153 144L152 145L153 147L155 145H157V146L158 145L159 146L160 145H163V147L160 146V149L161 150L159 148H156L157 146H155V148H153L152 146H149V147L157 150L158 152L161 151V153H162V151H163L165 153V155H164V153L161 154L163 156H161L160 154L159 155L157 154L158 157H156L157 155L155 156V158H159L158 159L159 162L156 159L155 164H153V161L155 159H152L151 160V162H152V164L154 166H151L152 164L150 162H148L147 160H148V158H150V157H148V156H150V154H149L150 152L151 153L152 152L153 153H157V151L154 152L153 149L151 151V149L148 147ZM182 144L178 143L179 146H181ZM213 144H215V145H213ZM224 144H226V145L229 144L228 147L231 148L230 149L231 152H234V151L235 152H238L239 151L237 154L236 153L235 154L238 156L239 153H240L241 154L240 155V158L237 157L236 155H235V157L232 156V155H230V156L229 155L226 156L225 154L223 155V152L226 153L224 150H227L228 149V147L226 145L224 146ZM90 145H92V146H90ZM116 145L114 147H116ZM126 145H127V147L124 148ZM200 145L201 146H204V147L201 149V146ZM209 145H210V147H209ZM89 146L90 147H93V149L92 148H89ZM130 146H131V148L134 147V149H133L134 151H136L135 148L137 147L139 149L138 153H137V151L135 153L134 152H131ZM138 146H140V147H138ZM173 146L171 148V152L172 153L171 152H169V153L171 155H173V153H175L174 156H176V153H177L176 151L177 150L174 149ZM206 146H208V148ZM198 147H200L199 150H203V151H201V152H203L202 153L203 159L201 158V156H202L201 155V152L198 151V149H197ZM215 147L217 149H213ZM219 147H221L223 151ZM247 147L249 149L250 148H253L252 149V152L249 151V149ZM261 147H263V148H261ZM87 148H89L90 151L91 150L93 151L94 149H97V150H95L96 152L95 151H93V152L97 153L98 156L96 157L94 155L95 153H93L92 151H91L92 152L91 154H93V156H91L90 153H87V151L85 153V149H87ZM119 148H120V150H119ZM194 148H196V149H194ZM205 148H207V149H205ZM255 148H257V149L255 150ZM125 149L126 150L128 149L131 152V153H129V151L127 150L128 152H126V153L128 155L126 154V157L129 158V156H132L131 154H134L135 157L134 156L130 157V160L132 162L131 161L128 162L129 159L128 158H124L125 156L123 157V154H125V151H126ZM145 149H146V151L143 152V150H145ZM172 149H174V152L172 151ZM190 149H188L189 152L191 151ZM209 150H211L210 153H209ZM77 151H78V149H77ZM230 151H228L227 153L228 154H231ZM244 151H246V153H247V155H246V153H243V154H245V156H244L245 158L242 156L243 154L241 153V152H244ZM83 152H84V154H82ZM113 152H115V151H113ZM147 152H149V153H147ZM194 152H190V154L191 153H194ZM216 152H218V154ZM73 153H75L76 155H74ZM214 153L217 154V156L215 155V157H216L215 159L216 160L215 159L214 160L213 159H210L211 156H213V158H214V155H211V154H214ZM79 154H81V155H79ZM110 154H112V155H110ZM181 154L184 155V156L182 155V158L180 157ZM204 154L206 156L207 155H210V157L207 156L209 159H207V157H206V159L204 160V157H205ZM153 155H155V154H153ZM70 156H71V158H70ZM145 156L148 157V158L145 159ZM151 156H152V154H151ZM191 156L193 158H195V159H191L192 158ZM196 156L197 157L199 156V158H197ZM262 156H263V158H262ZM67 157H69V158H67ZM101 157L102 158H105V159H102ZM117 157L119 158L120 161L121 160H124V161H122L124 164L121 163L124 167L123 166L122 167L120 166L121 165L120 162H119V164H120L119 166L115 163L116 160L118 161V158ZM188 157H190V158H188ZM241 157L243 159H241ZM97 158H99V159H97ZM134 158H136V160H133ZM152 158H154V156ZM165 158H167V159L169 158V159L167 160ZM172 158L173 157H171V159ZM185 158H186V162H184L185 161ZM229 158H233L234 159V160H229L232 165L234 164L233 162H235V164H236V161L239 159L238 161H242L244 163V165L247 164L246 166H248V164H249V169H246V168H248L246 166H244L242 168H239V167L242 166L241 164H243V163L239 164L238 161H237L238 162L237 163L238 164V167H236L235 169H234V167L232 165H231L232 167L230 169V162L227 161L228 163H225V165H229V167L225 166V168H228V169H225L224 166H222L221 164L224 165L223 162L226 161V159L228 160ZM254 158H256L255 160L260 159V160H258L259 163L257 161H255ZM20 159H22V160H20ZM91 159H92V161H91ZM196 159H198V160H196ZM219 159H221V160H219ZM235 159H236V161H235ZM247 159L253 160V161H249ZM164 160H167V161H164ZM190 160H191V162H189ZM199 160H200V162L201 161H204L206 163V166L205 167L203 166L205 164L204 162L201 165L199 163ZM210 160L212 161V165H211V163L208 162ZM2 161H3V163H2ZM11 161L12 162H16V165H15V163H13V166H12ZM145 161L148 163V164L145 163L147 165H149V163H150L149 166L152 167V170H151V167H149V166H147L148 168L146 167L147 169L145 167L144 168L142 167L143 169H141V166H144L142 162H145ZM174 161H176V162H174ZM217 161H218V163H217ZM112 162H114V163H112ZM179 162H181L180 165L176 164V163H179ZM183 162L184 163H187L188 166H189V164H191L192 167H191V165H190V167H188L186 165L188 168L187 167H184L185 165L183 167H181ZM193 162H195L197 164V166H196L195 163H194L195 164V166H194V164H192ZM250 162H252V165H254V163L255 164L257 163L258 165H255L253 167ZM34 163H36V164L38 163V164L36 165ZM111 163H112V165H111ZM141 163H142V165H141ZM214 163H217L218 166L220 165L221 167H218L217 166L218 168H216L215 165H214ZM113 164L114 165L116 164L117 167L114 166ZM137 164H140L139 165L140 166L139 167L140 170L138 168H136L138 171H133L132 169L135 170V168H134L135 166L138 167ZM157 164H160V165H157ZM163 164L166 165V166H164ZM237 164H236V166H237ZM30 165H33L34 167L36 166V168H34L33 166L31 168ZM108 165H109V167H108ZM110 165H111V167L112 166H114V167L111 168ZM155 165H157V166H155ZM171 165H173V167L176 166V165H178L177 167L179 169H181V170H179L177 167L176 168L174 167V169H171L170 167H168V166H171ZM207 165H208V167H207ZM209 165H210V167H209ZM125 166H127L128 168L130 166L129 170H132L133 172L137 173V175H135L137 180L135 178L134 179L131 178L132 177V174H133V176L135 174L132 171H131L132 172L131 174H128V172H125L124 173V171L127 170V169H125V168H127ZM132 166H133V168H131ZM159 166H161V167H159ZM251 166L254 169V171H255V168H256V170L259 168L257 171H259L260 169H261V171L262 170L263 171L262 172H259V173L253 172L252 169H251ZM157 167H158V169H157ZM166 167L168 168V170L166 169ZM203 167L205 168V170L203 169ZM211 167H212V169H209ZM26 168L29 169V170H27ZM195 168L198 169V170H200V171L203 169L202 172L204 171L203 173H205V174L202 175L203 173L200 172V171L197 174L198 170H196ZM206 168H208L210 171H206ZM122 169H124V170H122ZM156 169L159 172L156 171ZM160 169H162V170H160ZM188 169L191 170V171H188V172L185 171V173L187 175L186 176L183 170H188ZM213 169H215V170H213ZM219 169H220V171H219ZM221 169H224L223 171L226 172V173L228 172L227 174L229 176L226 173H224L223 171H221ZM240 169L241 170L243 169L242 171H244V172L240 171ZM121 170L123 171L124 174H126V176L124 175L125 176L124 178L127 177V180L126 179H122L121 180L120 177L118 176V175H121L122 174V173L118 174L119 172H122ZM142 170L143 171H146V172H144L145 174L144 173L141 174V172H143ZM192 170H194V171L192 172ZM211 170H213V171H211ZM182 171H183L184 174H182ZM151 172L154 173L152 176H151V174L149 175L152 178H155V175L157 176V174H159V176L162 175L161 178L162 177L163 178L165 177L164 179H166V177H167V179L165 181H163V182H166L168 179H170V178H168L169 175L167 176V174H170L171 178H174L177 175H174V177H173L172 176L173 173L174 174H179L180 172L181 173L179 174V177L177 176L179 179L178 178L172 179V180L170 179L165 184H162V182L160 181L161 184L160 183L158 184L160 186H157L156 185L157 187H154L155 186V185H153L154 183L153 184H150V183H152V181H150V180H152V178H150L147 175L148 173H151ZM191 172L192 173L195 172L198 176H194L195 174L192 175ZM206 172H209V173H206ZM234 172H237L239 174V176H242V181H241V178L240 177H237V175H238L237 173H236L237 175L235 176V173ZM245 172H246V174H245L246 176L245 175H242ZM138 173H140V174H138ZM163 173L165 174L164 176H163ZM200 173H201V175H200ZM211 173H212V175L214 173V176L216 178L218 177L220 179L219 180L220 182L218 183L219 185H217V184L214 183L216 180L214 179V177L210 176ZM115 174L117 175V178L115 177V179H114ZM181 174H182V176H181ZM188 174L189 175H192L193 177L192 176H189ZM206 174H208L209 176H207ZM220 174H222L224 176H221ZM252 174H254V175H252ZM82 175H84V176H82ZM105 175H107V176L105 177ZM146 175L148 177H144ZM183 175H185V176H183ZM225 175H227L228 179L231 178L229 180L231 182H229L226 179L227 177ZM231 175H233V178H234L235 181L232 180ZM256 175L257 176L259 175L260 177L259 176L256 177ZM102 176H104V177H102ZM109 176H111L113 179H111V177L109 178ZM199 176L200 177L203 176V177H201V180L198 179V178H196V177H199ZM248 176L250 178L252 177L251 180H250V178ZM90 177H91L92 180L89 179ZM97 177L99 178V180L98 179L96 180ZM122 177L123 176H121V178ZM158 177H157L158 181L161 180L160 177L159 178ZM180 177L181 178L182 177L183 178L186 177V178L185 179H181ZM210 177L213 178V179H210ZM244 177H246V178H244ZM106 178L108 179V181L106 180ZM222 178L224 180H226V183L227 184L225 183V181L222 180ZM253 178H254V180H252ZM255 178H257V179H255ZM259 178H261L262 180L259 179ZM131 179L133 181L136 180V182H138V184L136 185V184L132 183L130 185L131 186L134 185V188L135 189L136 188L138 189L139 187H141L140 188V191L141 192L143 191L144 193L135 192L131 188L130 185H129L130 188L133 190V191H131V189L128 188V191L130 193V196H129V193H125L126 192L125 189H127L128 184H129V181ZM138 179H140V180L138 181ZM144 179L146 181H144ZM157 179L155 178L154 181H156ZM164 179H162V180H164ZM202 179L203 180L208 179V181L206 180L208 182V184L211 182L209 180H212V183L209 184L212 187H208L207 186L208 184H206V181H203ZM177 180H179V181L181 180L180 184H182V186H184L183 184H185V182L187 180H189L187 182L190 185L187 183L188 188L185 185L184 186L185 189H183L182 186H180L181 187L180 190H182V191H180V190H178V186L179 185H176V184L179 183V182L177 183ZM184 180H186V181L184 182ZM126 181H128V182H126ZM142 181L149 182V183H147L148 186L151 185V186H153V188L151 187L150 189L149 188L148 189L147 188L145 189L144 186L147 187L146 183L143 184V186H141V185L139 186V184H142L143 183ZM192 181L194 183H192ZM232 181H234V183ZM156 182H155V184H156ZM197 182H203L202 184L204 186H206V187H202ZM221 182H224L225 184H223ZM248 182H249V185L248 184H245V183H248ZM252 182H254V183H252ZM255 182H260L258 184L259 186L256 187V189H255V186H253V185H257V184H255ZM262 182H263V184H262ZM228 183H230V184H228ZM231 183H232V185H231ZM250 183H252V184H250ZM2 184H3V186H2ZM193 184L194 185H198L199 184L201 186V188H199L200 187L199 185L197 187V186H194ZM211 184H213L215 186H213ZM237 184H239V185L242 184L243 186L242 185L239 186ZM171 185H173V186H171ZM216 185L220 188V190L222 188V192H223V190H225L226 192L225 191L224 192L226 193V195H224V196L220 195L222 192H219L220 190H218L219 188H216L217 187ZM228 185L229 186L231 185L230 186V189H229V186ZM247 185L249 187H250V185L253 186L254 187L253 188V191H251L252 188L250 190L251 192H249L248 189H245ZM261 185H263V186H261ZM16 186H18V187H16ZM123 186L125 188H123ZM166 186H168V187H166ZM169 186H170V189H172L173 191H175V188L174 187H176V190H178L180 192L175 191L173 193V191H172L170 193L171 190L170 191L168 190ZM80 187H83V188L81 189ZM117 187H118V189H117ZM142 187H144V188H142ZM165 187H166L167 194L164 191V193H162L164 195V197H162L161 200L163 198H165V199L162 200L163 202L162 201L159 202L160 201V197H158V195L160 196V194H159L158 191H160V193L163 192V190H165L164 189ZM189 187H192L194 190L192 188H189ZM234 187L236 189H234ZM195 188H196V190H198V189L200 190L199 191V194L200 195H202V193H205L207 195L208 193H206V192H209V195L210 196L209 195H207V196L210 197L209 198V200L211 199L210 202L208 200H207V202L205 201L206 200L205 198H207V196L205 194H203V195H205L206 197L205 196L204 197L202 196V198H201L200 195L198 194V191H197V194H196L197 196L195 194L194 195L193 194H190L189 195V199L188 198H185V197H188V195H187L188 192L187 191H190L191 193L192 192L193 193H196V192H194V191H196ZM202 188H204V189H202ZM1 189H3V190H1ZM108 189H110V190H108ZM119 189H121L122 191L124 190L125 192L123 193ZM254 189L257 190V191H255ZM154 190H156V191H154ZM185 190H186V192H185V195H184V193H182V192H184ZM201 190L202 191L204 190V191L201 192ZM212 190H214V191H212ZM215 190H218L217 193H214ZM228 190L229 191L230 190L231 191L233 190V191L232 192L231 191L229 192ZM238 190H243L245 192H243V194H242L241 193L242 191H240V194H239V191ZM260 190L263 191V192H261ZM146 191H148V192L151 191V192L148 193ZM153 191L155 192V194L157 193L156 196L159 198V200L155 196V198L157 199V201H154L156 199L154 198V196H151V194H152ZM210 191L212 193H210ZM259 191H260V193H259ZM176 192H177V194H176ZM224 192H223V194H225ZM234 192H237V193L234 194ZM7 193H8V195H7ZM31 193H32V195H31ZM112 193H116V194H114L115 197L112 195ZM117 193L120 195V197H119V195H117ZM147 193L150 196V199L151 200L149 199L147 201L146 198H149V196H147V197L145 196V194L147 195ZM249 193H251V194H249ZM257 193H259L258 194L259 200L256 197V194ZM142 194H144V195H142ZM165 194H166V196H165ZM237 194L239 196H237ZM248 194L251 195V197ZM260 194H261V196L259 197ZM127 195L129 196V199H128V196ZM168 195H169V199H168ZM191 195H193V196H191ZM211 195H212V198H211ZM232 195H233V197H232ZM242 195H244V196H242ZM126 196H127V199H125V200H128L129 202L132 201L133 204H134V202L136 201V198H137L138 199V202L140 201V203H138L136 201V203L134 205L133 204L130 205V203H129V206H128V202L126 203L124 201V199H123V201L120 200L121 198H123V197L125 198ZM177 196H178V198H177ZM179 196H181L182 198H180V199H183L184 201L183 200H180L179 199ZM198 196L200 198L199 201H197ZM247 196L249 197V199H246V198H248ZM252 196H254V197H252ZM141 197H142V199H141L142 201L139 199ZM115 198H116V200H115ZM130 198L131 199L132 198H135V200L133 201V199L131 200ZM170 198H171V200L173 202L170 201ZM221 198H223V201L221 200ZM228 198L229 199L232 198V200L234 198V200L233 201L232 200L228 201L229 200ZM251 198L252 199L254 198V199L252 200ZM91 199H92V201H91ZM93 199L96 200V201H94ZM118 199H119V201H118ZM152 199H154V200H152ZM201 199H202V201H205L206 202V203L204 202L205 205H207V203L209 202V204H208L209 206H207V207H209L210 209L207 208L205 205H203V208H202L201 205L204 204V203L201 202ZM215 199L217 200V204H220V205H217L216 204V202H215L216 200ZM238 199L241 201V202H238L239 204H237V200ZM174 200H175V202H174ZM249 200H250L251 203H252V201L253 202H256L255 203L256 206L254 205V203H252L254 206L252 204H250ZM181 201H182V203H180ZM186 201H188V203L192 201V203H194V204L192 205L191 203H189V205L192 206L193 208H195V203H198V204L201 203L200 204V208L201 209L199 210V208H197L199 211L197 209H195V211H194V209L190 207L191 209L189 211H191L193 213V214L192 213L190 214V212H188L189 205H188V203ZM221 201L224 204L220 203ZM225 201H228V202L226 203ZM242 201H243V203H242ZM145 202H147L148 204L145 203ZM183 202L186 204V206L184 205ZM231 202H236L235 204H237L235 206V204L233 203V205L235 206L233 209H231L233 207V205H232ZM154 203H155V205H154ZM240 203L242 205L245 204V206L247 205L248 206L247 208H250L251 210L245 208V206L240 207L241 206ZM125 204L128 206L129 209L127 208V206H125ZM137 204H139V206H140V204H147V206L148 205H152V206H149V207H146V205H141V206H145L146 209L147 208L150 209V210L147 209L148 211H150L149 212L150 215H149V213L147 214V212L144 211L145 207L142 208L140 206L141 209L138 206L136 207ZM161 204H163V206H161ZM198 204H196L197 207L199 206ZM227 205L228 206H232V207L229 208V207H227ZM249 205H251V206H249ZM61 206H63V208ZM218 206H221V207H218ZM112 207L114 208V210H113ZM115 207H116V209H118L117 212H116ZM132 207H134V208H132ZM175 207H177V209ZM181 207H183V209H185V210L181 209ZM243 207L245 209H242ZM155 208H156V210L159 209V208L160 209L156 211ZM164 208H166L165 209L166 211L164 210ZM228 208L231 209L232 211L235 208L236 209L239 208V210L233 211V212H236L235 215H233L234 213L231 214V212H230V214H231L230 216H232V217H230L229 216V209ZM240 208L242 209V211L244 210L245 212H249V213H244V211L241 212V209ZM252 208L256 209L257 212L255 210H254V212L257 213L258 215L254 214L252 212V210H253ZM152 209H154L156 212H160V213H161L162 210H164L165 212H167L168 210L170 211V209H171V211L170 212L168 211L169 213L167 215H166V213L164 211H162V213L164 212V214L166 215V216H163V217H161L162 216V213H161V216H160V213H157V214H159V216H158L159 219H157L156 214L154 213L155 211H153ZM213 209H214V212H215V210H216V212L218 211L217 212L218 214H220L221 213L220 211H222L221 214L223 215V218H220V217H222V215L219 216L216 213L217 214V215H215L216 217L215 216H212V217L209 216L210 220L204 219L208 215H214V214H212ZM260 209H261L262 212L259 211ZM119 210L121 212L123 211V213L125 212L126 215L127 214H130V212H131V215H132V213H134L133 214L134 217H136V214L135 213L138 214V212H140L137 215L138 221L133 216H130V215H127L126 216L125 214H121V212H119ZM151 210H152V212H151ZM172 210H175V211L172 212ZM182 210H183V212L184 211H187V212H184V213H188L190 215H193L195 218L193 216H192V218H194L195 220L197 219L195 221L196 223L193 222V219L192 218H190V221H189L188 217L190 215L188 217L185 216L186 217V220H185V218L182 219V217H180V214L186 215L184 213H180V212H182ZM203 210H205V211H203ZM66 211H67V213H66ZM68 211H69V213H68ZM134 211H136V212H134ZM176 211L178 212V215L176 214L177 213ZM206 211L208 212L207 214H206ZM210 211H212V212H210ZM26 212H28V214ZM196 212L199 215H196ZM201 212H202V214H201ZM142 213L145 214L144 216H146L147 218L150 217L149 220L146 219L147 221H145L144 219H142V221L144 220V222H146V223L149 222V224H146V223L142 224L143 223L142 221H141L142 223L139 222V219L141 220V218H142L141 216H143ZM239 213L241 215L243 214V216H241ZM115 214H117L119 217L121 215V216H123V218L125 217V219L127 217L129 219L128 225H127V219L125 221L126 224H121L120 225V223H119L120 221H118L119 220L118 219L119 217L116 215L117 216V219H118L117 220L116 217H115ZM140 214H142V215L140 216ZM153 214L155 215V217L153 216ZM173 214L179 216L180 217V220L182 222L180 221L178 223L177 221H178L179 218H177V216H175ZM147 215H149V216H147ZM195 215L198 218H196ZM245 215H247L248 218H252L251 219V222L252 221H255V222H252V223L249 224V222H250L249 221V222L245 223L247 220H249ZM99 216H101V217L103 216L102 218H105V220H107V221H105L101 217L99 218ZM138 216L141 217V218H138ZM224 216L225 217L226 216H229L231 220L228 217L227 219L229 220V222H225V223L222 222L224 220L226 221V219L224 218ZM237 216H241V217H239V219L238 218L233 219L234 217H237ZM259 216H261L262 220H261V218ZM130 217H131V220H130ZM173 217L174 218L175 217L177 218L176 219L177 220L176 222L174 221L175 219ZM217 217H219V219ZM244 217H246L247 220L246 219L243 220ZM29 218H31L32 221L34 220L35 221L34 222L35 224ZM108 218L110 220H108ZM114 218L117 220V222L119 224L117 222H114V220H115ZM123 218H121V219H123ZM162 218H163V220L164 219L166 220V218H167L166 221H168V223L170 221L169 219L171 218V219H173L171 221H173L177 225L176 224L175 225H172V223L171 224L169 223L171 225L170 226L168 224L169 225V229L172 228L171 231L169 229L167 230V226L168 225L165 226L166 229H164V226L162 227V229L161 228L159 229V227H161V224L163 222H164L163 224H166L165 221H162ZM212 218L214 219V221H216V218H217V222H215V224H213L214 221H213ZM241 218H242V222L239 221ZM253 218L255 220H253ZM132 219H134L135 221L132 220ZM156 219L160 221V223H161L160 226H159V222L156 221ZM183 220H185V221H183ZM200 220H202V221H200ZM122 221H121V223H124ZM188 221H189L190 225H192V223L195 224L194 225V228L196 227V230H197L196 233H198V231H199L198 235H195L196 233L193 234V235H195L194 237L196 239H197L196 236H199L200 235L198 237L199 238L198 240H196L195 238H191V236H193V235L189 236L192 233V232L190 233V228L193 227V226H191V227L188 226L187 227L186 224H188ZM49 222L52 223V224H50ZM132 222H133V225L130 224L131 226H129V223H132ZM202 222H206L207 224L206 223H203V225H202ZM210 222H211V224H208ZM239 222L241 223L240 226H239ZM260 222H261V225H260ZM152 223H154V224H152ZM182 223H184V225H182ZM221 223H224V224H221ZM235 223H237V224H235ZM243 223L246 224V226H247V228H248L249 231L251 229L250 232H252V236L253 237L250 235L251 233L247 229L246 230L243 229V228H245V226L242 225ZM49 224H50V226H49ZM134 224L136 225V227H135ZM157 224H158L159 227L156 226ZM179 224L182 225V228H180L181 226ZM196 224H200L201 225V228L199 227L200 225H196ZM216 224H219V225L216 226ZM226 224L228 225V227H227ZM145 225H147V226H145ZM153 225H155V226H153ZM235 225H238L239 228L242 229L240 231L242 233H244V235H245V232H247L246 237L243 234L242 235L239 234L240 231H238V226L236 227ZM249 225H251V226H249ZM90 226H92V227L90 228ZM110 226H111V229L109 228ZM144 226H145L146 229L144 228ZM150 226H151V229H147V228H150ZM173 226H175V227H173ZM178 226H180V227H178ZM203 226H205L206 228H202ZM209 226H216L215 227V231L213 230L214 227L213 228H210ZM222 226H223V228H222ZM230 226H234L235 229H234V227L230 228ZM253 226H255V227H253ZM142 227L144 229H142ZM154 227L155 228L158 227V228H156L157 230L152 229ZM183 227H185V229H189L188 230L189 232L187 233L189 235L188 236L186 235L188 238L187 237L186 238H183L184 237V234L187 232V230L184 231L185 229ZM225 227L229 231L233 229L231 231L232 232L231 237H230V234L228 235V233H231L229 231H227V232L224 231L225 234H223V235H225V236H223L222 233H220V235H221L222 238L226 237V239H227L226 241L227 242H228V240L231 239L232 241H229L230 243L229 242L227 243L225 240H223L221 242V240L219 239L220 236L217 235V234H219L220 229H221V232H223L222 229L224 230ZM174 228H177V230H178L177 232L178 233L176 232V230ZM179 228L181 230H179ZM228 228H230V229H228ZM253 228H254V231H252ZM114 229H116V230H114ZM119 229H120V232H118V233L115 232V231H119ZM128 229L129 230L131 229V230L129 231ZM134 229H136V230H134ZM198 229L202 230L203 232H201ZM206 229H207V231L209 233L208 232L205 233L206 232ZM54 230L55 231L57 230V231L55 232ZM58 230H59L60 233H58ZM132 230L135 231V233L137 234V236H139L138 239H135L137 236H136V234ZM146 230H148L149 232L146 231ZM192 230H194V229H192ZM234 230L237 231L236 233H238V234H236V236L233 235V234H235V231ZM256 230L259 231V233H261V232L262 233L259 234V233L256 232ZM105 231L107 232V234H105ZM138 231L141 232L142 234L141 233H138ZM145 231H146V233H145ZM156 231H157V234L158 235H159V232H160L161 235L163 234L162 235L163 238H162L161 235H159L160 238L163 239L162 241L159 240V236L157 234H155ZM180 231H184L185 232L184 234L181 233L183 235V237H182L183 240H181L180 237L178 236ZM233 231H234V233H233ZM121 232H124V234L121 233ZM147 232H148V234L149 233H152L153 235H151V234L150 235H146ZM174 232L178 234V235H176V237L178 236V238H179L178 242H177V239L178 238L177 239L175 238V233ZM212 232H216V236L217 237L215 235H213ZM255 232L257 234H255ZM119 233H121L120 235H123L124 237L120 236ZM128 233L131 236H128L129 235ZM169 233L172 234V237H173V240L172 241H174V239H175V243L174 242L171 243L170 241H167L168 243H164L163 242L164 241V238L166 237V236L164 237V234L165 235L166 234L169 235ZM64 234H66L67 236L64 235ZM103 234H104V236H103ZM125 234H127L128 237L125 236ZM181 234H180V236H182ZM140 235L142 236L143 239L145 237L148 238L146 240H147V242L148 241L149 242L147 243L146 240H145V242H143L144 240L143 241H139L140 238H141ZM212 235L215 236L216 239H218V240H216ZM257 235H259L258 238L261 237L262 239L260 240L257 237H255ZM119 236L122 237V240H120L121 238ZM132 236H133V239H131L132 240L131 241L130 238H132ZM156 236H158L157 237L158 238V241H156V239H157ZM169 236H170V239H171L172 238L171 235H169ZM206 236H207V239H206ZM210 236H212V239H211ZM218 236H219V238H218ZM243 236L245 238H247V240L244 239ZM62 237H64V238H62ZM126 237L132 243V245L130 247H129V245L127 243H126L127 245L125 244L126 240L124 238H126ZM168 237H166L165 240H167V239L170 240ZM208 237H210V238H208ZM235 237L238 238V239H234L233 240V238H235ZM239 237L241 238V240H243L242 241L243 243L242 242L240 243ZM149 238L151 240H154L153 241L154 243L151 240H149ZM189 238H191V241H190ZM249 238L251 239V241L254 240L253 241L254 243L253 242L251 243V241L249 242V240H250ZM255 238H257V240H255ZM116 239L119 240V241H117ZM186 239H188L189 241L188 240L186 241ZM200 239H202V242L200 241ZM208 239L209 240L211 239V241L213 239H215L216 241L213 240V243H211ZM128 240H127V242H128ZM206 240H207V242L209 241L208 242L209 244L206 242ZM258 240L260 242H258ZM122 241H123L124 244L122 243ZM196 241H198V242L196 243ZM218 241H219V244H218ZM224 241H225V244L226 243L228 244L227 246L224 244ZM236 241H239V244L238 243L236 244ZM244 241L247 243L248 246L247 245L245 246L246 243ZM117 242H118V244H117ZM185 242H186V244H185ZM119 243H121V244H119ZM220 243L223 244L221 246H224L227 249L229 248L231 251L234 248V251L231 252L229 249H228L229 250L228 251L226 248H223V247H222V249H223L222 250L221 247H218V245L220 246ZM232 243H234V245L237 248H235V246ZM258 243L261 246L258 247ZM154 244H158V245L155 246ZM165 244H166V246H162V245H165ZM188 244L189 245L190 244L193 245V247L189 246V252L191 250L194 251L195 249H197V250H200L201 249L200 252L197 251V250H195V251H197L199 253L194 252V253H192V255H194V256H192L191 254H189V252L186 251L185 254L187 253V254H189L191 256L190 257L188 255L185 256V254L183 253L184 252L183 250L184 249L186 250ZM195 244H196V246H199V244H200L201 248H199V247L197 248L195 246ZM206 244L209 246L208 247L209 249L207 247H205V246H207ZM242 244H244V245L242 246ZM117 245H119V246L121 245V247H119ZM122 245H123V248H122ZM159 245H161L162 247L159 246ZM231 245H233V247ZM252 245H253V247L254 246L255 247L252 248L251 247ZM116 246H117V248L121 249L122 251L121 250L119 251V249L117 251L116 250L117 249ZM176 246H178V247L176 248ZM179 246L181 247V250H179L180 249ZM230 246L232 247V249H231ZM136 247H138V248H136ZM149 247H151V249H149ZM145 248H146V251H145ZM147 248L149 250H151V251H148ZM173 248H174L175 252L176 251L178 252V250H179L180 253L178 252V255H177V253L170 252V251H174ZM182 248H183V250H182ZM258 248H260V249L259 250H256ZM137 249H139V250L141 249L142 252L143 251L144 252H143L142 255H138V256L136 255V257L134 259V256L135 255H132V254H134L133 253L134 250H135V254L142 253L141 250L138 251ZM153 249L156 250L155 252H157V250H158V252L155 253ZM176 249H178V250H176ZM206 249H208L209 251L208 250L206 251ZM210 249H212V250H210ZM243 249H245V250H243ZM252 249H254L255 252L257 251V253L258 252L259 253L262 252V254H257L254 251H252ZM219 250H221V251H219ZM248 250H250V251L248 252ZM110 251L114 252L112 254L114 256H112L111 254H109ZM137 251L139 253H137ZM181 251H183V252H181ZM213 251H215V252H213ZM216 251L219 252L220 254H218ZM235 251H236V253H239V254H236ZM251 251H252V253H251ZM202 252H204V253H202ZM244 252H245V254H244ZM182 253L184 254V257H185V258L183 257L184 260H183V258L181 256V255H183ZM216 253H217V255H213V254H216ZM227 253H229V254H227ZM242 253L244 254V256L247 254V256H245V257L248 258L249 260L246 259L245 257H243V254ZM146 254L147 255L150 254V255L146 256ZM172 254L174 256L177 255V257L175 256L176 258L173 257V259H176V262L177 263H175V260L172 261V258L170 259V257L173 256ZM179 254H180V256H179ZM201 254L204 255V256L210 257V258L211 257L212 258L214 257V259H212V261H211V259H207V257H204V256L201 259V256H202ZM248 254L251 255L250 256L251 258L248 257ZM160 255L163 256V257H160V258H162L161 261H160V259H158ZM195 255H198V256H195ZM199 255H201V256H199ZM218 255H220V256H218ZM253 255H254V257H253ZM111 256H112V260H111ZM129 256L130 257L133 256V258L131 257V259L133 260L132 262H131V259L129 258ZM232 256L235 258V260L232 258V260L234 262H232V260H230V258ZM259 256L261 257V259H260ZM143 257H145V259ZM153 257L155 259L158 257L157 259L160 262L157 261V260L152 259ZM178 257L182 258V260L180 259V261H177V258ZM228 257H229V260L230 261L227 260ZM241 257H243V259L241 260L242 262L240 261ZM125 258H127V259H125ZM204 258H206V260H204ZM114 259H115L116 262L114 261ZM193 259H195V260H193ZM196 259H198V260H196ZM200 259L202 261H200ZM225 259H226V261H225ZM163 260H165V261H163ZM166 260H168V261H166ZM213 260H215V261L213 262ZM256 264H258V263H256Z\"/></svg>","mask_w":264,"mask_h":264},{"label":"bare ground","instance_id":"obj_2","mask_svg":"<svg viewBox=\"0 0 264 264\" xmlns=\"http://www.w3.org/2000/svg\"><path fill=\"white\" fill-rule=\"evenodd\" d=\"M22 1H23V0H22ZM27 1H28V0H27ZM19 2H20V1H19ZM58 2H60V1H58ZM66 3H67V2H66ZM24 4H25V3H24ZM117 4H118V3H117ZM62 5H63V4H62ZM61 8H62V7H61ZM103 14H104V13H103ZM70 16H71V15H70ZM13 18H14V17H13ZM16 18H17V17H16ZM99 18H100V17H99ZM97 19H98V17H97ZM63 20H64V19H63ZM93 20H94V19H93ZM99 20H100V19H99ZM94 21H96V20H94ZM100 22H101V21H99V23H100ZM63 23H65V21L63 22V21H60V20H59V21L56 22V24H54V25L52 26V27H53V28H52L53 34H51V35H52V38H53L52 41L54 42L55 45H52L51 43L49 44V42H48V45H47V46L52 45V47L55 46V47H57V48H61V47H59V46H62V45L65 44L63 41H65V42L67 43L68 41H66V40L69 39V42H68V43H70V46L72 47V49L69 51V53H67V51H66V54H65V55H67L68 58H69V56L73 57L76 53L80 56V55L82 54V52L84 51V49H83L84 47H82V45H81L80 42H76V41H78V40H77V39H78L77 37H80V36L83 37L84 34L89 33L90 31H89L87 28H85V29L88 30V32H86V33L83 32V33H84V34H83V33L80 32V31H83V30H78V32H80L81 35L77 36V34H75V36H77V37H75V38H76L75 43H74V40H73V39H75V38H71V37H73L74 34H73L71 37L69 36V37L71 38V39H70V38H68V36H65V35H66V33H65L64 38H63L64 40H62L61 38L63 37V34L60 35V33H61L62 30L59 31V30L56 28V25L63 24ZM84 23H85V22H84ZM95 23H96V22H95ZM59 26H61V25H59ZM69 27H70V26H69ZM63 29L65 30V27H64ZM99 30H100V29H99ZM16 31H17V30H16ZM36 31H37V30H36ZM68 31H69V30H68ZM71 31H72V30H71ZM85 31H86V30H85ZM58 32H59V37H58ZM78 32H77V33H78ZM99 32H101V31H99ZM62 33H64V32H62ZM68 33H71V32H67V34H68ZM72 33H73V31H72ZM72 33H71V34H72ZM74 33H75V32H74ZM78 34H79V33H78ZM90 34H91V33H90ZM90 34H88V35H90ZM69 35H70V34H69ZM88 35H85V36H87V38H88ZM91 35H92V34H91ZM91 35H90V36H91ZM238 35H240V34H238ZM85 36L83 37V40H84V41L81 40V42L83 41L82 43H88V45H89L90 43H94L96 46L93 45V44L90 45L91 47H92V46H95L94 48H96V47H97V44L100 43V41H99V43L97 42V41H98V38H100V37H98L97 35H96V36H97L98 38H96V36L92 35V36H93V37H91L92 39H93L94 37L97 39V40L94 39L93 42H91L90 37H89L88 39H86ZM66 37H67V38H66ZM239 37H240V36H239ZM239 37L237 36L236 38L239 39ZM59 38H60L61 40H60ZM65 38H66V39H65ZM101 38H102V37H101ZM101 38H100L101 43H102L103 46H104V44H106V43L102 42L103 39H101ZM80 39H81V38H80ZM241 39H244V38H241ZM241 39H240V40H241ZM249 39H250V38H248V40H249ZM70 40H71V41H70ZM235 40H236V39H235ZM240 40H238V42H239ZM262 40H263V39H262ZM72 41H73V42H72ZM244 41H245V39H244ZM50 42H51V41H50ZM96 42H97V43H96ZM14 43H15V42H14ZM78 43H80V44H78ZM133 43H134V42H133ZM160 43H161V42H160ZM239 43H241V42H239ZM243 43H244V42H243ZM245 43L248 44V41L246 40ZM3 44H4V43H3ZM74 44H75V45H74ZM143 44H144V43H142L141 41H137V40H136V43L133 44V48H134V50L139 49V48H143V49L146 51L148 48L145 49L147 46L144 48L145 45H143ZM146 44H147V43H146ZM19 45H20V44H19ZM78 45H81V46H78ZM99 45H100V44H99ZM4 46H6V44H4ZM67 46H69V45H67ZM76 46L81 47V48L83 49V51L80 50V52L78 53V52H76L75 50H73V49H75ZM103 46H101L100 50H96V49H94V50H96V52L98 51L97 54L100 53V52H101V53H105L104 50H103L104 52L102 51V49H104ZM161 46H162V45H161ZM1 47H2V46H1ZM8 47H9V46H6V48H5V47H4V48L7 49ZM50 47H51V46H50ZM52 47H51V48H52ZM63 47H66V44H65V46H62V48H63ZM71 47H69V48H71ZM88 47H89V46H88ZM151 47H152V46H151ZM158 47L160 48V49H158V50L160 51V50H161V47H160V46H158ZM4 48H3V49H4ZM9 48H10V47H9ZM13 48H15V49L17 50V48H19V47L17 46V48H16V46H15V47H13ZM20 48H21V47H20ZM47 48H48V47H47ZM47 48L45 47V50H47ZM69 48L66 47L65 49H69ZM81 48H80V49H81ZM108 48H109V47H108ZM131 48H132V47H131ZM152 48H154V47H152ZM152 48H151V49H152ZM170 48H171V46H170ZM179 48H180V47H179ZM48 49H49V48H48ZM52 49H53V48H52ZM65 49H64V50H65ZM105 49H106V48H105ZM109 49H110V48H109ZM109 49H108V51H109ZM149 49H150V48H149ZM149 49H148V50H149ZM168 49H169V47H168ZM175 49H176V48H174L173 51H175ZM8 50H9V49H8ZM16 50H15V51L12 50V51H11L12 53L10 52V54H14V58H15V53H14V52H16ZM78 50H79V49H78ZM78 50H77V51H78ZM85 50H88V52H89L90 54L92 53V55L95 53V51H93L92 48H91V50L85 48ZM110 50H111V49H110ZM113 50H114V49H113ZM140 50H142V49H140ZM144 50H142V51H144ZM148 50H147V51H148ZM162 50H163V49H162ZM179 50H180V49H179ZM179 50H177V51H175V52H173V51L171 50L172 52H169V53H167L166 55H164V56H165L164 58H163V57H160L159 55H158V56H157V55L154 56L155 58L158 57V59H159V62L156 60L158 66L161 65L160 62H162V61L164 60V65H165V63H166V66H168V65H169V66H172L173 69H174V68H176V69H178V68H179V69H183V68H191V69H192V68H193V69H194V68H196L197 66L199 67L198 63L201 64V63H200L201 60L199 61V58H196V57H186V55H184L183 49H182L183 54H182V52H180L181 50H180V51H179ZM232 50H233V49H232ZM17 51H19V52L16 53V55H19V53L22 52V51H20V50H17ZM56 51H57V50H56ZM56 51H55V53H56ZM58 51H59V50H58ZM90 51H93L94 53H93V52H90ZM108 51H107V52H108ZM131 51H133V49H132ZM145 51L142 52V53L145 54V53H146ZM150 51H151L152 54L155 52L154 49H153V51H152V50H150ZM159 51H158V52H159ZM165 51H169V50H165ZM6 52H7V51H6ZM49 52H51V49H50ZM49 52H46V53H49ZM53 52H54V51H53ZM53 52H51L50 55L53 56L54 59H51V57L49 56V57H50V60H58L57 62H61L62 60H63V61H64V60H67L66 56H65L66 59H65V58H63V59H59V58H58V59H57V57H60V56L63 57V55L61 54V55L55 57L56 55L53 54ZM62 52H63V51H62ZM109 52H110V51H109ZM136 52H137V51H136ZM162 52H163V51H162ZM64 53H65V52H64ZM85 53H86V52H85ZM111 53H112L111 55H113L115 52L112 51ZM147 53H149V51H148ZM163 53H164V52H163ZM95 54H96V53H95ZM95 54H94V57H95ZM158 54H161V53L159 52ZM164 54H165V53H164ZM43 55H44V54H43ZM48 55H49V54H45V56H48ZM54 55H55V56H54ZM78 55H75V56L78 57V58H80ZM102 55H103V54H102ZM106 55H107V54H106ZM111 55H110V59L113 57V56H111ZM147 55H148V54H147ZM162 55H163V54H162ZM162 55H161V56H162ZM12 56H13V55H12ZM75 56L73 57L74 59H76ZM81 56H83V55H81ZM85 56L87 57V54H85ZM85 56H84V57H85ZM90 56H91V55L88 56V57H89L88 59H90ZM104 56H105V54H104ZM151 56H152V55H151ZM49 57H48V58H49ZM53 57H52V58H53ZM62 57H60V58H62ZM71 57L69 58L70 61H71ZM94 57H92V58H94ZM107 57L109 58V54H108ZM114 57H116V56H114ZM146 57H147V56H146ZM149 57H150V55H149ZM154 57L152 56V59H153ZM159 57L162 58L163 60L161 59V61H160V58H159ZM14 58H13V59H14ZM43 58L46 60V57H43ZM55 58H56V59H55ZM73 58H72V60H74ZM92 58H91V59H92ZM116 58H117V57H116ZM116 58H114V59L117 61ZM127 58H128V57H127ZM132 58H133V57H132ZM143 58H145V56H144ZM143 58H141V59L144 61ZM150 58H151V57H150ZM110 59L106 60V58H105V62H104V63L106 64V61H110ZM114 59H112V61H113ZM50 60H49V61H50ZM115 60H114V61H115ZM153 60H154V63H156L155 59H153ZM153 60H152V63H153ZM67 61H68V60H67ZM103 61H104V59H103ZM112 61H111V63H112ZM114 61H113V62H114ZM143 61H142V62H143ZM223 61H225V59H224ZM8 62H9V61H8ZM65 62H66V61H65ZM71 62H72V61H71ZM91 62H92V61H89L90 66L92 65ZM101 62H102V61H101ZM117 62H118V61H117ZM0 63H1V61H0ZM2 63L4 64L5 62L2 61ZM49 63H50V62H49ZM54 63H55V62H54ZM61 63H62V62H61ZM63 63H64V62H63ZM143 63H144L145 65H144V64H143V65L141 64V65L144 66V67H141V66H140V67L143 68V70H145V71H146V70H149V68L147 67L148 64L146 65V62H143ZM154 63H153V64H154ZM202 63H203V62H202ZM205 63H207V62H205ZM3 64H2V66H5V68H6V65H3ZM5 64H6V63H5ZM7 64H8V63H7ZM59 64H60V63H59ZM59 64H57V65H59ZM117 64H119V63H116V64H114V65H117ZM139 64H140V63H139ZM167 64H168V65H167ZM48 65H49V64H48ZM64 65H65V64H64ZM64 65H63L61 68H64ZM67 65H68V64H67ZM70 65H71V64H70ZM80 65H81V64H79V66H80ZM83 65H84V64H83ZM93 65H95V64L93 63ZM108 65H109V64H108ZM110 65H111V64H110ZM110 65H109V66H110ZM155 65H156V64H155ZM155 65H154L153 68H155ZM201 65H202V64H201ZM53 66H54V68H55V65H53ZM86 66L88 67L87 70L90 71V70H89V67H90V66H89V65H86ZM102 66H103V65H102ZM145 66H146V67H145ZM166 66H165V67H166ZM204 66H205V65H204ZM207 66H208V65H206V67H207ZM14 67H15V66H14ZM16 67H19V66L17 65ZM16 67H15V70L17 69ZM48 67H49V66H48ZM48 67L46 66V71H47V68H48ZM51 67H52V66H51ZM68 67L70 68V66H68ZM74 67L78 68L79 71H80L81 69L84 71V69H85V67L82 66V65L80 66L81 69H80V67H78V66H76V65H75ZM82 67H84V69H83ZM112 67L114 68L115 66L112 65V66L110 67V69H113ZM121 67H122V66H121ZM149 67H150V66H149ZM160 67H161V66H160ZM201 67H203V66H201ZM9 68H12V67H9ZM19 68H20V67H19ZM23 68H24V67H23ZM44 68H45V67H44ZM49 68H50V67H49ZM71 68L73 69V67H71ZM76 68H75V71H76ZM93 68H94V67L92 66L90 69H93ZM101 68H102V67H101ZM108 68H109V67H108ZM108 68L106 67L107 70H110V69H108ZM116 68H117V66H116ZM119 68H120V67H119ZM141 68H140V69H141ZM144 68H145V69H144ZM151 68H152V66H151ZM153 68H152V69H153ZM162 68H164L163 63H162ZM199 68H200V67H199ZM20 69H21V68H20ZM20 69H19V70L17 69V71L19 72ZM25 69H26V67H25ZM57 69H58V68H57ZM59 69H60V67H59ZM160 69H161V68H160ZM160 69H158V70H159L160 72H163V73H165L166 70H167V69H166V70H162V69H161V70H162V71H161ZM164 69H165V68H164ZM179 69H178V70H179ZM28 70L31 71L32 69H28ZM44 70H45V69H44ZM55 70H56V68H55ZM93 70H94V69H93ZM102 70H103V71H101V72H102L103 76H105V78H106V76H108V73H107V75H105L103 72H104V71L106 72V70H104V68H103ZM114 70H115V69H114ZM120 70H121V69H120ZM155 70H156V68H155ZM226 70H227V69H226ZM226 70H225V71H226ZM17 71H15V72L12 71V72H14V74H15ZM21 71H22V70H21ZM23 71H24V70H23ZM38 71H40V70H38ZM59 71H60V73H61L62 70H56V72H59ZM68 71H69V70H68ZM71 71H72V70H70V72H71ZM75 71H74V72H75ZM91 71H92V70H91ZM116 71H118V70H116ZM139 71H140V70H139ZM149 71H150V70H149ZM156 71H157V70H156ZM164 71H165V72H164ZM167 71H168V73H170V74L173 73V72H175L174 70H173V72H169L170 70H167ZM171 71H172V70H171ZM188 71H189V70H188ZM190 71H192V70H190ZM225 71H222V72L225 74V73H226ZM249 71H250V70H249ZM249 71H248V72H249ZM12 72H11V73H12ZM18 72H17V73H18ZM32 72H33V71H32ZM34 72H35V71H34ZM51 72H52V71H51ZM54 72H55V71H54ZM72 72H73V71H72ZM98 72H100V70H99ZM136 72H137V69H136V71H135L134 73L137 74ZM152 72L155 73V71L152 70V71H150L149 74H151ZM160 72H159V73H160ZM176 72H177V71H176ZM194 72H195V70H194ZM230 72H231V71H230ZM240 72H241V71H239L238 73L240 74ZM257 72H258V71H257ZM19 73H20V72H19ZM21 73H22V74H21ZM21 73H20L21 75H24V74L26 75V76L24 75V76L26 77V79L28 78L27 75H29V77L32 76V75L35 76V74L37 75V73H35V74L32 73V75H30V74L27 72V70H26V73H27V74L24 73V72H21ZM40 73H41V72H40ZM52 73H53V72H52ZM62 73H64V72H62ZM77 73L79 74L78 71H77ZM84 73H85V72H84ZM86 73H88V72H86ZM91 73L93 74L94 72H93V71H92V72H89V74H91ZM110 73H111V72H110ZM112 73H113V72H112ZM116 73H117V72H116ZM116 73H115V74H116ZM154 73H152V74H154ZM157 73H158V72H157ZM166 73H167V72H166ZM192 73H193V72H192ZM198 73H199V72H198ZM227 73H228V72H227ZM227 73H226V75H227ZM234 73H235V75L237 76V72H234ZM242 73H243V72H241V75L243 76L244 73H243V74H242ZM259 73H260V72H259ZM0 74H1V73H0ZM14 74H13V76H14ZM20 74H19V75H20ZM38 74H39V73H38ZM41 74H42V73H41ZM41 74H39V76H40ZM58 74H59V73H58ZM65 74H66V73H65ZM95 74H96L97 76H96ZM113 74H114V73H113ZM131 74H132V73H131ZM160 74H161V73H160ZM160 74H158V75L156 74V76H159ZM245 74H246V72H245ZM251 74H252V72H251ZM254 74H255V73H253L252 75H254ZM260 74H261V73H260ZM1 75H2V74H1ZM11 75H12V74H11ZM94 75H95V76H94ZM94 75H92V77L94 76V78H95V77H98L99 74H97V72H96V73H94ZM138 75H139V74H137V76H138ZM154 75H155V74H154ZM176 75H177V74H176ZM206 75H207V74H206ZM221 75H222V74H220V78L222 77ZM228 75H229V74H228ZM228 75H227V76H228ZM232 75L234 76V74H232ZM249 75H250V74H249ZM249 75H247V77H248ZM255 75H256V74H255ZM263 75H264V74L262 73V76H263ZM33 76H32L31 79H34V78L36 77V76H35V77L33 78ZM37 76H38V75H37ZM53 76H54V75H53ZM53 76H52V77H53ZM56 76H57V75H56ZM60 76H61V75H60ZM60 76H59V79H61V77H63V76H61V77H60ZM64 76H67V75H64ZM82 76L85 77L86 74H85V75L81 74V77H82ZM87 76H88V74H87ZM87 76H86V77H87ZM100 76H101V75H100ZM109 76H110V77H108V78L112 79L113 76H112V77H111V75H109ZM133 76H134V75H133ZM137 76H136V77H137ZM178 76H179V75H178ZM194 76H195V74H194V75H191V77L189 76L190 80H192V77H194ZM223 76H224V75H223ZM229 76H230V75H229ZM229 76H228V77H229ZM244 76L246 77V75H244ZM257 76H258V75H257ZM15 77H17V74H15ZM22 77H23V76H22ZM81 77H80V78H81ZM88 77H89V80H90V81H88V82H90V84L86 81V82H87V85H88V84L91 85V82H92L93 80H95L96 78H95V79H94V78L92 79L91 76H88ZM176 77H177V76H176ZM181 77H182V76H181ZM181 77H180V78H181ZM197 77H198V75H197ZM208 77H209V76H208ZM215 77H216L215 80H217V76H215ZM245 77H243V79H242L241 77H235V78H233V79H236V78L239 79V78H241L242 80L240 79V82H239V83H241L243 80H245V79H244ZM250 77H251V76H250ZM254 77H256V76H254ZM258 77H259V76H258ZM258 77H257V78H258ZM18 78H19V77H18ZM38 78H39V77H38ZM63 78H64V77H63ZM67 78H69V80H68ZM70 78H71L70 76H67L66 79H65V78H64V79H65L66 81H72V80H70ZM80 78H79V76H78V79H80ZM108 78H106V79H107V82L109 83L110 80H109ZM113 78H114V77H113ZM115 78H116V77H115ZM119 78H121L122 81H123V78L125 79L126 77L124 76V77L122 78V76H121V77H119ZM132 78H133V77H132ZM137 78H138V77H137ZM141 78H143V77H141ZM148 78H149V76H148ZM151 78H152V76H151ZM155 78H156V77H155ZM158 78H159V77H158ZM183 78L185 79L186 77H183ZM183 78H181V79H183ZM187 78H188V77H187ZM187 78H186V79H187ZM198 78H199V77H198ZM200 78H201V77H200ZM209 78H210V80H211V77H209ZM220 78H219V76H218L219 81L221 80L219 83H217L218 81H217V82L208 81L209 79H208V80L206 79L207 81L200 80V81H203V84H204V85H203L204 87H203V89H202V92H200V94H205V95H204L205 97L199 94V96H201L202 98H200V99H199V97H195V98L198 99V100H201V99L205 98V100H206V94H207V93H208V95H207L208 98H209V96H210V98H211V96H212L211 93H213V94H214V93H217V94L219 93L218 96L220 95V97H221V94H222V93H223L224 95H226L227 92L231 93L229 90L232 89L231 86L234 87V86H233L234 83H233L231 86H230L229 84L231 83L230 81H232V80H229V82H228V80H224V77L222 78L223 80L220 79ZM257 78H254V79H253V76H252L250 79H253V80H252L253 82H254V80L256 79V82H257V81L259 80V79L257 80ZM261 78H262V77H261ZM28 79H30V78H28ZM36 79H37V78H36ZM36 79H35V80H36ZM71 79H73V78H71ZM74 79H75V81H76V78H74ZM74 79H73V81H74ZM81 79H82V78H81ZM84 79H85V78H84ZM86 79H88V78H86ZM86 79H85V80H86ZM100 79H101V78H97V80H95V81H98V80L101 81ZM103 79H104V77H103ZM121 79L118 80V78H117L116 80H118L117 82H119V81H121ZM130 79H131V78H130ZM152 79H153V78H152ZM152 79H151V82H152ZM159 79H160V78H159ZM201 79H203V78H201ZM212 79H213V78H212ZM225 79H226V78H225ZM250 79H249V78H248V79L246 78V80H247L248 82H251V81H249ZM82 80H83V79H82ZM108 80H109V81H108ZM135 80H136V79H135ZM143 80H144V79H143ZM145 80H146V79H145ZM177 80H178V79H177ZM190 80H188V81H190ZM197 80H199V79H197ZM197 80L194 78V80H192V81L195 83V82H197ZM204 80H205V79H204ZM78 81H80V80H77V82H78ZM95 81H94V83H95ZM99 81L97 82V83H98L97 85H96V83H95V85H96L95 87H97V88H100L99 85H101L100 83H102V82L99 83ZM111 81H113V80H111ZM140 81H141V80H140ZM140 81H139V82H140ZM149 81H150V80H149ZM153 81H154V79H153ZM157 81H158V80H157ZM157 81L155 80V84H156ZM162 81H163V79H162ZM192 81H191V82H192ZM200 81H199V82H200ZM224 81H225V82L227 81L226 83H229V84H228V85L224 84V83H223ZM259 81H260V80H259ZM20 82H21L22 84L25 85V83H23L22 81H20ZM20 82L17 81V84H16V85H17L18 87L16 86L17 88L14 89L15 91H16V89L19 90V88L21 87V85H20V87H19V85H18V83L21 84ZM59 82H60V81H59ZM61 82H62V81H61ZM124 82H125V81H124ZM126 82H127V81H126ZM143 82L147 83V80H146V81H143ZM180 82H181L182 84L184 83L183 80H182V81H179V83H178V87H177V88H179L180 86L182 87V85L179 86ZM199 82H197V84H198ZM243 82H244V81H243ZM243 82H242V83H243ZM245 82H246V81H245ZM248 82H246L247 85H246L245 83H244V85L248 86V88H249L250 85L248 84ZM253 82H251L252 85H253ZM13 83H15V82H13ZM13 83H12V84H13ZM35 83H36V82H34V84H35ZM63 83H64V82H63ZM63 83H62V84H63ZM94 83H93V84H94ZM120 83H121V82H120ZM137 83H138V82H137ZM170 83L172 84V81H171ZM186 83H187V82H186ZM194 83H193V85H194ZM236 83H237V82H236ZM236 83H235V84H236ZM34 84H32V87H33V86L35 87ZM44 84H45V83H44ZM66 84H67V85H66ZM66 84H64L65 86L63 85L64 87H62L61 84H60V86H61L60 89L63 90V89L66 88V87L68 88V85H71V87L69 86V89H67L68 91L70 90V88L72 89V88H77V87H78V86H76V85H75V87H74V85H72V84H68V83H66ZM75 84H78V83L75 82ZM103 84H105V82H104ZM106 84H107V83H106ZM110 84H111V83H110ZM112 84H114V82H113ZM112 84H111V85H112ZM124 84H125V83H124ZM126 84H127V83H126ZM139 84H140V83H138V85H139ZM167 84H169V82H168ZM171 84H170V85H171ZM175 84H176V83H175ZM175 84H174V85H175ZM191 84H192V83H191ZM191 84H190V86H191ZM235 84H234V85H235ZM257 84H258V85H257ZM257 84L255 85L256 87L253 85V89L256 90V91H258V93H256V94L254 93L255 96L253 95V93H250V94H249V95L252 94L251 96H254V97H256L257 94H258V96H259V94H260V96H259L258 98H256V99H255L254 97H253L254 99H252L251 96H250V97L248 96V94H246V95L249 97V100H248V98L245 99L244 97H247V96H245V94H242V93H243V89L241 90V94H242V96L244 95V97H243L244 99H243V98H242V99H243V100H247L248 103H251V105L253 106V108H254V107L256 108L257 103H258V104H261V102H262V103L264 102V86L262 85L263 83L258 82ZM26 85H27V86L29 85L30 88H29V90H28V87H29V86H28V87H26V86H22V87H24V88H27V90H26L25 92H26V93H27V91H28V92H31V91L33 90V88L31 87L30 83L27 82ZM36 85H37V84H36ZM46 85H47V84H46ZM87 85H86V86H87ZM114 85H115V84H114ZM116 85L120 87L119 84H116ZM116 85H115V86H116ZM121 85H122V84H121ZM136 85H137V84H136ZM138 85H137V86H138ZM143 85H144V84H143ZM148 85H149V84H147V86H148ZM188 85H189V83H188ZM188 85H187V86H188ZM195 85H196V83H195ZM252 85H251L250 88H252ZM0 86H1V85H0ZM14 86H15V85H14ZM60 86H59V87H60ZM102 86H103V85H102ZM102 86H101V87H102ZM104 86H106V85H104ZM104 86L101 88V90H103V92H102V91H99V92L101 93V96H103V97H102L103 99H105L104 96H107V97H108V95H107L108 91H110L109 93H111V94L113 93V92L111 91V89L108 90V89H107L108 87H104ZM115 86H111V87H115ZM122 86L125 87L124 85H122ZM122 86H121V87H122ZM128 86H129V78H128ZM152 86H153V85H152ZM160 86L164 88V86H166V85H164V84L161 85L160 81H159V83H158V86H157V85H154V87L157 88V89L160 88ZM167 86H168V85H167ZM167 86H166V88H168ZM172 86H173V85H172ZM190 86H189V87H190ZM237 86H240V85L238 84ZM22 87H21V88H22ZM59 87H58V89H59ZM109 87H110V86H109ZM119 87H118V88H119ZM141 87H142V86H141ZM144 87H145V85H144ZM144 87H142V88H144ZM175 87H176V86H175ZM181 87H180V90L182 91L183 89H181ZM191 87H192V86H191ZM196 87H197V86H196ZM240 87H241V86H240ZM244 87H245V86H244ZM0 88H2V87H0ZM21 88H20V91H19V92H20V95H22V93H21L22 91H21V90L24 89V88H23V89H21ZM31 88H32V90H31ZM103 88H104V89H103ZM105 88H106V90H108L107 92H106ZM115 88H116V87H115ZM145 88H146V87H145ZM147 88H148V87H147ZM150 88H151V87H150ZM169 88H170V87H169ZM169 88H168V89H169ZM171 88H172V87H171ZM171 88H170L169 90H170V91H174V90H171ZM173 88H174V87H173ZM183 88H184V87H183ZM234 88H236V85H235ZM58 89H57V90H58ZM60 89H59V90H60ZM148 89H149V88H148ZM161 89H162V88H161ZM161 89H160V91H162V90H164V92H165V91H166V92L169 91V90H167V89H165V88L162 89V90H161ZM238 89H239V88H238ZM238 89H237L236 91L240 92ZM10 90H11V89H10ZM10 90H9V91H10ZM12 90H13V89H12ZM12 90H11V91H12ZM30 90H31V91H30ZM59 90H58V91H59ZM65 90H66V89H65ZM65 90H63V91H65ZM83 90H84V89H81V88H80V92L82 91V94H83V93L85 94L87 90H88L87 92H89L88 95L85 94V95H86V99H88L86 103H88V101H89V99H90V98H88V97H91V98H92L91 95H92V93H93L94 91H93V90L86 89V90H84L85 92H83ZM95 90H96V89H95ZM104 90H105V94H106V95L103 94V93H104ZM119 90L121 91V88H119ZM140 90H141V89L139 88V91H140ZM149 90H150V89H149ZM151 90L154 91L155 89L151 88ZM244 90H245V88H244ZM2 91H3V88L1 89V92H2ZM15 91H13V93H15ZM35 91H36V90H35ZM49 91H50V90H49ZM70 91H71V90H70ZM72 91H73V90H72ZM72 91H71V93L69 92L70 95H71L72 93H73V95H75V93H77L78 90H77V91L74 90V91H76V92H74V91L72 92ZM90 91H92V92H90ZM120 91H119V93H117V95H119L120 98H119L118 96L115 98L116 95H114V97L112 96L113 99H114V98L116 99V101H115V99H114L113 102H114V103H117V105H119V103H118V102H119V99H120V100L123 99V98H122V97H123V94H121V96H122V97H121V96H120V93H121ZM142 91H144V90L142 89ZM145 91H147V90H145ZM145 91H144L143 93H139V94H145ZM157 91H158V90H157ZM160 91H158V92H159V93H157L158 95L160 94ZM170 91H169V92H170ZM236 91H233V92L236 93ZM246 91H247V89H246ZM246 91H245V92H246ZM251 91H252V90H251ZM19 92H18V93H19ZM25 92H23V94H25ZM46 92H47V91H46ZM46 92L44 93V91H43L41 98H42V99H45V98L47 97V99H48V96H50L49 98L51 99V96H53V95L48 94V93H46ZM50 92H51V91H50ZM59 92H61V94H62V91H59ZM65 92H66V91H65ZM99 92H97V93H99ZM114 92H116V91H114ZM117 92H118V91H117ZM130 92L132 93V91H130ZM169 92H168V93H169ZM245 92H244V93H245ZM3 93H4V94H2V93H0V94H2L3 96L6 95V96H5V97H6V101L9 100V99H7V97H8V95H11L12 92H8V90H7L6 94H5V91H3ZM13 93H12V94H13ZM18 93L16 92V94H18ZM34 93H35V92H34ZM55 93H56V92H55ZM67 93H68V92H67ZM69 93H68V95H69ZM90 93H91V94H90ZM94 93H95V92H94ZM97 93H96V95L98 96L100 93H99V94H97ZM109 93H108V94H109ZM131 93H129V94H131ZM220 93H221V94H220ZM246 93H247V92H246ZM16 94L11 95V96H12L11 98H13V97L18 98V95H17V97H16ZM30 94H32V92H31ZM36 94H37V93H36ZM47 94H48V96H46ZM52 94H53V93H52ZM78 94H79V93H78ZM102 94H103V95H102ZM114 94H115V93H114ZM132 94H135V93H132ZM137 94H138V93H137V91H136V95H137ZM154 94H156V92H154ZM157 94H156V95H157ZM162 94L165 95L166 93H162ZM169 94L172 95L171 93H169ZM195 94H196V93H195ZM195 94L192 96V98H193L194 96H196ZM209 94H210V95H209ZM217 94H216V95L214 94V95L217 96ZM236 94H237V93H236ZM2 95H0V97H1ZM20 95H19V96H20ZM43 95H45V96H43ZM55 95H56V94H55ZM57 95H58V93H57ZM62 95L65 96V94H62ZM68 95H67V96H68ZM73 95H72V96H73ZM80 95H81V93H80ZM80 95H79L78 97L75 98V99H78L79 102L76 100V101H75L76 104H74V105H73L74 101H73V103H71L72 99H71V101L68 100L70 97H69V98L64 97V99L66 98L65 100L69 102L68 105L71 103L72 105H70V106H74V108H75V110H76V111H74V108H73V107H72V108H73V110H72V109L70 108V106H69L70 109H67V108L65 107V108H66L65 110H70V111H72L71 113H72V116H73V117H75V116L77 115L76 112H79V111L83 110L82 108L85 107V106H89V105L91 104V102L95 99V98L93 97L94 99H91L92 101L90 100L91 102H90L89 104H86L85 102H84L85 104H83V102H81V101H84V100L86 101V99H85V97H83V99H84V100H83V99L81 98ZM89 95H90V96H89ZM109 95H110V94H109ZM145 95H146V94H145ZM160 95H161V94H160ZM167 95H168V94H167ZM3 96H2V98H3ZM33 96H37V95H33ZM33 96H32V97H33ZM59 96H60V93H59ZM59 96H58V97H59ZM83 96H84V95H83ZM124 96H125V95H124ZM129 96H130V95H129ZM129 96H128V99H130V98L133 97V96L131 95L132 97L130 96V98H129ZM139 96H140V95H139ZM139 96H138V98H139ZM154 96H155V95H154ZM154 96H153V97H154ZM222 96H223V95H222ZM227 96H229L228 98L230 99V95H227ZM227 96H225V97L227 98ZM238 96H239V95H238ZM238 96H237V97H238ZM240 96H241V95H240ZM240 96H239V97H240ZM242 96H241V97H242ZM32 97H30V98H32ZM79 97L82 99L81 101L79 100V99H80ZM95 97H96V96H95ZM98 97H99V96H98ZM220 97H217V98H220ZM223 97H224V96H223ZM237 97H236V99H237ZM241 97H240V98H241ZM34 98H35V97H33V99H34ZM36 98H37V97H36ZM62 98H63V97H62ZM141 98H142V97H141ZM154 98L157 99V98H159V97H157V98L154 97ZM161 98H163V96H162ZM192 98L190 97V100H191V101H193ZM195 98H194V99H195ZM208 98H207V99H208ZM212 98H213V97H212ZM214 98H216V97H214ZM226 98H225V99H226ZM233 98H234V97H233ZM4 99H5V98H4ZM33 99H32V100H33ZM47 99H45V101H47V102L49 103L50 100L48 101ZM52 99H54V98L52 97ZM59 99H60V97H59ZM64 99H62V100L64 101ZM75 99H73V100H75ZM117 99H118V101H117ZM125 99H127V98H125ZM149 99H150V98H149ZM223 99H224V98H223ZM229 99H226V100L228 101ZM15 100L18 101L19 99H18V100L15 99ZM21 100H23V99L20 98L19 101L21 102ZM26 100H28V99H26ZM29 100H30V99H29ZM32 100H31V101H32ZM56 100H57V97H55V102H54V100H53V101H50V105L52 104V102L56 103ZM60 100H61V99H60ZM62 100H61V101H62ZM95 100L98 101V100H97V97H96ZM105 100H106V99H105ZM105 100H102L101 104L104 103L103 101H105ZM110 100H111V98L109 99L108 102H110ZM123 100H124V99H123ZM144 100H145V99H144ZM152 100H153V98H152ZM152 100H151V101L149 100V103H150L149 105H150V107H152V106H151V102H154V101H155V100H154V101H152ZM190 100H189V101H190ZM209 100H210V99H209ZM211 100H213V99H211ZM211 100H210V101H211ZM231 100H232V98H231ZM234 100H235V99H234ZM16 101L12 100L11 102H12L13 105H15V104H17V103L19 102V101H18L17 103L14 104V102H16ZM31 101H30V103H33V102L35 101V99H34L32 102H31ZM61 101H60V102L57 101V102L59 103V105H60ZM100 101H101V100H100V98H99V101H98V102H100ZM111 101H112V100H111ZM124 101H125V100H124ZM124 101H123V102L121 101L120 104L123 103V104L125 105V107H126V103H125L126 101H125V102H124ZM140 101H141V99H140ZM158 101L161 102L159 99H158ZM207 101H208V100H207ZM216 101H217V99H216ZM221 101H223L222 98H221ZM221 101H220V102H221ZM232 101H233V100H232ZM236 101H237V100H236ZM239 101H241V100L239 99L237 102L240 103ZM0 102H3V101H0ZM8 102L10 103V101H8ZM27 102H28V101L25 102V100H23V103L25 104V106H24L25 108H26V106L29 107V105H30V104H26ZM41 102L43 103L42 105H44V103H46V102H44V100H41ZM94 102H95V101H94ZM106 102H107V101H106ZM108 102H107V103H108ZM127 102H128V101H127ZM141 102H143V101H141ZM145 102H146V104L148 103L147 101H145ZM163 102H164V101H163ZM163 102H162V104H163ZM182 102H183V103L185 102V104L188 103V102H186V101H182ZM196 102H197V100H196ZM200 102H201V101H200ZM200 102H199V103H200ZM241 102H242V101H241ZM253 102H255L256 104H255V103L253 104ZM36 103H37V101H36ZM36 103L34 102V103L32 104L35 108H36V106H37V107L40 106L39 104L35 106L34 104H36ZM39 103H40V102H39ZM63 103H65V102H63ZM66 103H67V102H66ZM66 103H65L64 105H66ZM78 103H79L81 106H83V107H80V105H79ZM107 103H106V105H105L106 107H105V106H102V107H104V108H102V107H100V108L103 109V110H105V108H108L109 105H107ZM129 103H132V101L129 102ZM156 103H157V102H156ZM169 103H170V102H169ZM189 103H190V102H189ZM191 103H192V102H191ZM199 103H198V104H199ZM206 103H207V102H206ZM213 103H214V102H213ZM213 103H212V105H214L216 102H215L214 104H213ZM217 103H219V102H217ZM3 104H4V103H3ZM10 104H11V103H10ZM10 104H9V106H10ZM18 104H20V103H18ZM56 104H57V103H56ZM56 104H55V106L58 107L59 105H58V104L56 105ZM93 104H94V103H93ZM93 104H91V105H92L93 107H95V106H96V102H95V106H94ZM104 104H105V103H104ZM109 104H110V103H109ZM123 104H122V106L124 107ZM139 104H141V103H139ZM143 104L145 105L144 102H143ZM152 104H153V103H152ZM158 104L161 105L160 103H158ZM158 104H156V105H158ZM166 104H167V102H166ZM175 104H176V103H175ZM175 104L173 105V103H172L173 107L175 106ZM178 104H180V103L178 102ZM181 104H182V103H181ZM194 104H195V101H194ZM221 104H222V102H221ZM225 104H226V103H225ZM225 104H224V105H225ZM246 104H247V103H246ZM6 105H7V104H5V106H6ZM21 105H22L21 108H19V107H20V106H19V107L17 108V110H18V109H21V110L24 109V108H22V107H23V104H21ZM52 105H54V104H52ZM68 105H66V106H68ZM77 105H78V106H77ZM91 105H90V107H91ZM98 105H100V103H99ZM117 105H116V106H117ZM153 105H155V104H153ZM172 105H171V106H172ZM186 105H187V104H186ZM196 105H197V104H196ZM205 105H206V106H205ZM205 105H204V106H205V108H204V107H203V104H201V106L205 109L206 114H208L209 111H208V110L206 111V109L208 108L209 105H208V104H205ZM207 105H208V106H207ZM210 105H211V104H210ZM226 105H228V104H226ZM229 105H230V107H233V106H231L230 103H229ZM229 105H228V107H227V106H226V107H227V109H229V110L232 111V108H229ZM251 105H250V106H251ZM3 106H4V105H3ZM11 106H12V105H11ZM30 106H31V105H30ZM61 106H62V108H64V107H63V104H62ZM114 106H115V105H113V107H114ZM122 106H121V107H122ZM142 106H143V105H142ZM147 106H148V105H147ZM161 106H162V105H161ZM161 106H159V107L161 108ZM176 106H177V105H176ZM179 106H181V105H179ZM179 106H177V108H179ZM187 106H188V105H187ZM201 106H199V107L201 108ZM234 106H235V105H234ZM252 106H251V107H252ZM260 106H261V105H258L256 109L258 110V107H260ZM16 107H17V106H13V108H16ZM44 107L46 108L45 105H44ZM53 107H54V106H53ZM53 107H52V108H53ZM78 107H80L79 111H77V110H78V109H77ZM90 107H88V110H90V109H89ZM93 107H92V108H93ZM123 107H122L121 110L124 109ZM145 107H146V105H145ZM154 107H155V106H154ZM157 107H158V106H157ZM164 107H165V106H164ZM181 107H182V106H181ZM211 107H212V106H210V108H211ZM216 107L221 109V108H224L225 106H224V107H221V105H219V107H218V105H216ZM235 107H236V106H235ZM241 107H242V108L244 107V109H246L245 106H242V105H241ZM248 107H249V106H248ZM30 108H31V107H30ZM35 108H34V109H35ZM50 108H51V107H50ZM59 108H60V107H59ZM85 108H87V107H85ZM114 108H115V107H114ZM114 108H113V109H114ZM165 108H166V107H165ZM177 108L174 107V109H177ZM184 108H185V106H184ZM186 108H187V107H186ZM186 108H185V109H186ZM189 108H191L190 110L193 111V107L190 106ZM194 108H195V109H194V112L199 111V109H200V108H198V106H197V110H196V107H195V106H194ZM212 108H213L215 111H217L216 108H214V107H212ZM212 108H211V109H212ZM236 108H237V107H236ZM255 108H254V109H255ZM98 109H99V108H98ZM109 109H110V106H109ZM109 109H106V110H109ZM113 109H110V110H109L110 112L108 111L110 114H107V115L102 114V112H104V111L102 110V112H101V110H100V112H101L102 115L107 116L106 118H109V119H106V118H105L106 120L104 119V116H103V117L100 116V115H101L100 113H98V114H99V117H98V116H93V115L91 116V115H89V118H91V117H92V118H93V117H96V118H97V117H98V118H97L98 121L95 120L96 118H93L94 120H93V119H92V120L90 119V120H91L90 123L93 122V121H94V122L96 121V122H95L94 124L91 123L92 125L89 123L91 127L89 126L90 129L88 128V130L86 131L87 134H88V132H89V134H91L90 131L92 132L93 129H95V130L97 131V128H99V127H101V128L103 129V125H102V124H104V123H108V121H109L111 118H113V117L110 116V115H112L111 113L114 111ZM153 109H154V108H153ZM156 109H158V108H156ZM156 109L154 110V112L156 111ZM172 109H173V108H172ZM180 109H181V108H180ZM180 109H179V110H180ZM201 109H202V108H201ZM204 109H203V110H204ZM208 109H209V108H208ZM224 109H225V108H224ZM250 109H251V108H250ZM256 109H255V110H256ZM261 109H263V105H262V108H261ZM48 110H49V107H48ZM65 110H64L63 112L60 111V113L62 112V114H61L62 117H63V113H64V112H67V113H65V116H66V114H68L67 116H69V115L71 114V113L69 114L68 111H65ZM84 110L87 111V109H84ZM84 110H83V111H84ZM91 110H92V109H91ZM95 110H97V107H96ZM106 110H105V111H106ZM111 110H112V112H111ZM116 110H117V112L114 111V112L116 113V115H117V116L120 115V113H118V109H116ZM124 110H125V109H124ZM182 110H184V109H182ZM209 110H210V109H209ZM263 110H264V109H263ZM125 111H126V110H125ZM175 111H177V110H175ZM186 111H189V109H188V110L186 109ZM186 111H185V112H186ZM192 111H191V112H192ZM201 111H202V110H200L199 113H197V112H196V113L199 114V115H202L204 111H202V112H201ZM219 111H221V110H218V112H219ZM234 111H235V109H233V112H234ZM245 111H247V110H245ZM19 112H20V111L18 110L17 113L19 114ZM81 112H82V111H81ZM92 112H94V111H92ZM92 112H90V114H92ZM96 112H99V111H98V110L95 111V114H96ZM114 112H113V113H114ZM119 112H120V110H119ZM144 112H146V111H144ZM173 112H174V111H173ZM191 112H190V114H191ZM205 112H204V113H205ZM211 112H213V111L210 110V113H211ZM235 112H236V111H235ZM250 112H251V111H250ZM17 113H16V114L14 113V114L17 115ZM60 113H58V114H60ZM73 113H74V114H73ZM85 113L87 114V112H85ZM88 113H89V112H88ZM115 113H114V115H115ZM121 113H122V112H121ZM123 113H124V115H123V114H122V115H123L124 117H126V116H125L126 113H125L124 111H123ZM142 113H143V112H142ZM142 113H140V115H141ZM151 113H152V112H151ZM156 113H157V112H156ZM156 113H154V114H156ZM162 113H163V112H162ZM162 113H161V116L164 115V113H163V115H162ZM177 113H178V114H177ZM177 113H176V115H179V113L181 114V113H183V112H179V111H177ZM192 113H193V112H192ZM200 113H202V114H200ZM210 113L208 114V116H204V115H206V114H204L203 116H201V118L199 117V119H200L201 121H200V120L197 121L198 116H197V118H195V117L193 118V117H192V119H193L194 122H196V121L199 122V121H200L199 126H200V125H204L203 127H201V128H203V130H204V127H206V125H211L212 122L214 123V119H216V121H217V120L220 119V118H221V119L224 118V117H221V115H219L220 118H218L219 116L216 117V116L218 115V114H216V112H215L216 115H215V114L212 115V114H210ZM213 113H214V112H213ZM222 113H224V112H222ZM226 113H227V112H225V114H222V115H224V116H225V115L228 116V114H226ZM245 113H246V112H245ZM247 113H248V112H247ZM75 114H76V115H75ZM93 114H94V113H93ZM95 114H94V115H95ZM193 114H194V113H193ZM229 114L231 115V112H229ZM242 114H243V112H242ZM20 115H22V113H21ZM20 115H19V117H21V119H22V116H20ZM23 115H24V114H23ZM108 115H109L111 118L108 117ZM122 115H121V117H122V119H123V116H122ZM158 115H159V113H158ZM165 115H166V114H165ZM176 115H173V116H176ZM194 115H195V114H194ZM194 115H193V116H194ZM230 115H229V116H230ZM17 116H18V115H17ZM24 116H25V115H24ZM83 116H84V114H83ZM83 116L81 115V116H79V117H82V119H83V118H85V117H83ZM112 116H113V115H112ZM117 116H116V117H117ZM155 116H157V115H155ZM191 116H192V115H191ZM226 116H225V117H226ZM229 116H228L225 120L223 119V121H227V122H228L229 120H227V119L229 118ZM19 117H16V118L19 119ZM77 117H78V115H77ZM118 117L120 118V116H118ZM186 117H187V116H186ZM186 117H185V118H186ZM188 117H189V115H188ZM86 118H88V114H87ZM100 118H101V120H102V119H103V120H102V121L99 120ZM119 118H117V120H118ZM157 118L159 119L160 117H157ZM157 118H156V119H157ZM164 118H165V116H163V118H161L160 121H163L162 119H164ZM171 118H173V117H171ZM171 118L169 117L168 119L171 120ZM217 118H218V119H217ZM253 118H254V116H253ZM21 119H20V120H21ZM72 119H73V118H72ZM77 119H78V118L75 117L74 120H76V122L79 121V120H81V121H79V122H81V124H80L81 126H79V127H82V128H83V127L86 125V122H87V121L84 123V124H85V125H84V124L82 123V119H81V118H79L78 120H77ZM122 119H119V120H122ZM168 119H166V120H168ZM182 119H183V118H182ZM187 119H188V121H189V118H187ZM187 119H183V120H187ZM195 119H196V121H195ZM249 119H250V118H249ZM257 119H258V118H257ZM263 119H264V118H263ZM0 120H2V119H0ZM83 120L85 121V120H87V119H83ZM123 120H125V119H123ZM170 120H168V121H170ZM172 120H173V119H172ZM174 120H176V119H174ZM241 120H242V119H241ZM16 121H18V120H16ZM69 121H71V120H69ZM72 121H73V120H72ZM72 121H71V122H68L69 124H70V123L72 124V125L68 126V129H67V126H64V125H63L64 128L66 127V130H68V135H69V136H70L69 133L71 132L72 129H73V131H76V128L78 127V123H79V122H78V123H76V125H75V121H73L74 124L72 123ZM84 121H83V122H84ZM88 121H89V120H88ZM105 121H107V122H105ZM111 121H112V119H111ZM111 121H109V124L111 123ZM113 121H116V120L113 118ZM113 121H112V122H113ZM158 121H159V120H158ZM178 121L180 122L181 120L178 119ZM216 121H215V123H216ZM218 121H219V120H218ZM223 121H222L221 123H223ZM97 122H99V123H97ZM102 122H103V123H102ZM116 122L118 123V121H116ZM155 122H156V120H155ZM172 122H173V123L175 122L176 124L178 123V126L180 125L179 122H176V121H172ZM197 122H196V125H197ZM248 122H249V121H248ZM251 122H252V121H250V124H251ZM258 122H259V121H257V123H258ZM261 122H263V120H261ZM68 123H66V124L69 125ZM117 123H116V124H117ZM126 123H127L126 125H128V126H127L128 128L126 127L125 130L128 129L127 131H125L124 129H122V128L125 127L124 125H122L123 127H121L122 130H119V129L117 128V127H118V124H117V126L115 127V129H114V127H113V129L115 130V132H114V130H113L112 133H113V132L116 133V130H117V129H118V131H119V132H118L119 135H120V133L123 134L124 131L129 133V129H130V135H133V133H131V130H133L134 128L131 127V125L129 126L128 122H126ZM156 123H157V122H156ZM181 123H182V121H181ZM189 123H190V122H189ZM192 123H193V122H192ZM217 123H219L220 126H221L220 121L217 122ZM224 123L226 124V122H224ZM44 124H45V123H43V125H44ZM66 124H65V125H66ZM96 124H97V125H96ZM98 124H100V125H102V126H100V125H98ZM112 124H114V123H112ZM122 124H123V123H122ZM124 124H125V123H124ZM166 124L168 125V122H167ZM170 124H171V123H170ZM184 124H185V121H183L182 125L180 126V127H185L184 130H183V128H180V127H179V128L186 132L185 129H186V126H187V125L183 126ZM187 124H188V122H187ZM219 124H218V125H219ZM261 124H262V123H261ZM38 125H39V124H38ZM40 125H41V124H40ZM43 125H41V126H43ZM73 125L76 126L75 129H74V127H72ZM87 125H88V124H87ZM87 125H86V129H87ZM95 125H96V126H95ZM107 125H108V124H107ZM114 125H115V124H114ZM119 125L121 126L120 123H119ZM167 125L163 126V128H165ZM194 125H195V124H194ZM212 125H214V124H212ZM222 125H223V124H222ZM253 125H254V124H253ZM259 125H260V124H259ZM94 126L97 127V128H95ZM98 126H99V127H98ZM110 126H113V125H111V124L108 125L109 128L107 127V130H105V129H106V124H104V127H105V128H104V132H101L102 130H100V133H101V134L99 135V132H96V131L94 130V132H96V133L92 132V134H93L94 137H95V134L98 133L97 136H98V137L100 136L99 138H101V135H102V136H103L104 134L106 135V131H108V129H109V131L112 130V129H111L112 127L110 128ZM169 126H170V125H169ZM174 126H175V125H174ZM174 126L172 127L173 130H174ZM192 126H193V124H192ZM197 126H198V125H197ZM199 126H198V128H199ZM254 126L256 127V125H254ZM257 126H258V124H257ZM262 126H264V124L260 126L261 128L259 127V129H261V132H263V129H264ZM61 127H62V126H61ZM61 127H60V128H61ZM71 127H72V128H71ZM92 127H93V128H92ZM129 127H131V128H129ZM140 127H141V126H140ZM213 127H214V126H213ZM213 127H212V129H213ZM218 127H219V126H218ZM218 127H216V128H218ZM221 127H222V131L224 132V130H225V129H224L225 126H221ZM223 127H224V128H223ZM232 127H233V126H231V127L229 126V129H230V128L232 129ZM60 128H59V129H56V128H55V130H60ZM91 128H92V129H91ZM132 128H133V129H132ZM154 128H155V127H154ZM154 128H153V130H155V129L158 130V126H156L155 129H154ZM187 128H189V127L187 126ZM206 128H207V127H206ZM216 128H215V129H216ZM233 128H234V127H233ZM256 128H257V127H256ZM256 128H255V129H256ZM80 129H81V128H80ZM83 129H85V127H84ZM151 129H152V128H151ZM151 129H150V130H151ZM161 129H162V127H161ZM161 129H160V134L162 133V136H161L160 134H158V135H159L158 137H162V138L165 136L166 133H167V136H165V137H168L171 133L174 134V133L176 132V130H174V131H175L174 133H173V132L170 133L169 130H168V132H167L165 129H164V130L162 129V130L165 132V134H164L163 131L161 132ZM167 129H168V128H167ZM172 129H171V130H172ZM175 129H178V127H176ZM180 129H178L177 132H178ZM193 129H196V126H195ZM210 129H211V128L209 127V129H207V130L209 131ZM229 129H228V130H229ZM257 129H258V128H257ZM62 130H63V129H62ZM66 130L64 129V131H62V132H65ZM77 130H79V128H78ZM148 130H149V129H148ZM173 130H172V131H173ZM182 130L179 131V132H180V133L183 132ZM188 130H189V129H188ZM205 130H206V129H205ZM219 130H220V127H219L218 131H219ZM232 130H233V129H232ZM69 131H70V132H69ZM98 131H99V130H98ZM109 131H108V133H109ZM120 131H121V132H120ZM190 131H192V130H190ZM218 131L216 130V132H218ZM226 131H227V130H226ZM226 131H225V132H226ZM247 131H249V130H246V132H247ZM0 132H1V131H0ZM59 132H60V131H59ZM59 132H58V134H59ZM82 132H85V131H82ZM82 132H81V133H82ZM86 132H85V134H86ZM134 132H136V131H134ZM179 132H178V133H179ZM225 132L222 133V132L220 131V133H221V134H224V135L226 134ZM250 132H251V131H250ZM252 132H253V127H252ZM254 132H255V133H253V135H251V133H250V136H252V139H253L254 134L256 135V133H258L259 131H256V130H255ZM261 132H259L258 134H259V135L262 134L261 136H263V133H261ZM103 133H104V134H103ZM128 133H126L127 135H124V136H127V137H128V136H129ZM158 133H159V130H158ZM169 133H170V134H169ZM178 133H177V134H178ZM198 133H199V132H198ZM198 133H197V134H198ZM200 133H202L201 130H200ZM200 133H199V134H200ZM205 133H206V131H204V134H205ZM207 133H208V132H207ZM210 133H212V132H210ZM213 133H214L213 135H215V130H213ZM218 133H219V132H218ZM227 133H230V132L227 131ZM237 133H239V132H237ZM63 134H65V133H63ZM87 134H86V135H87ZM89 134H88L87 136H91V137L93 136V135H89ZM109 134H110V133H109ZM124 134H125V133H124ZM156 134H157V131H156ZM172 134H171L170 136H172ZM181 134H182V133H181ZM188 134L190 135L191 133H188ZM195 134H196V133H195ZM195 134H194V135L192 134V135H193V136H192L193 138H194ZM197 134H196V136L199 135V134H198V135H197ZM204 134H203V135H204ZM208 134H209V133H208ZM208 134H207V136H208ZM221 134L218 135V137H219V136H223V138L220 137L221 139L219 138V140H221V142H222V139H223V142H224V141H225V140H224V135H221ZM230 134H231V133H230ZM235 134H236V133H235ZM258 134H257V136H258ZM1 135H2V134H1ZM38 135H39V134H38ZM71 135H72V134H71ZM74 135H77V134L74 133ZM79 135H83V133H82V134H79ZM105 135H104L103 137H106V136H107V135H106V136H105ZM115 135L117 136V134H115ZM179 135H180V134H179ZM203 135H201V137H204ZM238 135H239V134H238ZM56 136H57V133H56ZM69 136H66V137L71 138V137H69ZM87 136H86V137H85V136L83 137V138H86V139H83V138L81 139V136H80V137H79V140H80V141L82 140V142H83V141L85 142V140H86V142H85V143H81V142H79V144H82L83 146H85V144H86V145L89 144L88 141H90V143L93 142V141L90 140L89 137L87 138ZM97 136H96V138H98ZM110 136H111V135H110ZM116 136H115V138H116ZM122 136H123V135H122ZM124 136L122 137L123 139H124ZM133 136H134V135H133ZM170 136H169V137H170ZM185 136H186V134L184 135V137H185ZM190 136H191V135H190ZM240 136H241V135H240ZM64 137H65V136H64ZM73 137H74V136H73ZM120 137H121V136H120ZM120 137H119V138H120ZM131 137H132V136H131ZM158 137H157V138H158ZM165 137H164L163 139H165ZM172 137H173V136H172ZM174 137H175V136H174ZM180 137H182V136L180 135ZM192 137H191V138L188 137V138H190V141H189V139H183V140H181V139L178 138V139H177L178 142L175 141V140H176L175 138H173V139H174L173 141H175V142H172L171 148H172V146H173V143H176V142H177V144H176L175 146H178V148L180 147V148H181V149L179 148L180 151H181V150H182V151H185V152H184V155H185L186 152H187L186 154H188V155H196L195 153H196L197 151L188 148V149L191 150L190 152H194V151H195L194 153H191V154H190L189 150H188V149L184 150V149H185V146H184L181 142H179V140H180V141L188 140V142L193 143L192 141H194V140L196 139V137L194 138V140L191 141ZM199 137H200V136H199ZM218 137H215L216 140H218V139H217ZM227 137H228V139H230V136L227 135ZM255 137H256V136H255ZM255 137H254V138H255ZM3 138H4V137H3ZM74 138L78 139L76 136H75ZM99 138L97 139L99 142H104V141H100ZM106 138H108V137H106ZM106 138H105V139H106ZM110 138H114V136H113V137H110ZM119 138H118V139H119ZM125 138H126V137H125ZM133 138H135V137H133ZM162 138H160V139H162ZM176 138H177V137H176ZM182 138H183V137H182ZM185 138H186V137H185ZM204 138H205V137H204ZM208 138H209V137H206V138H205V141L209 140ZM234 138H235V137H234ZM25 139H26V137H25ZM76 139H75V140H76ZM93 139L95 140V138H93ZM93 139H92V140H93ZM135 139H136V138H135ZM147 139L150 141V139H152V138H147ZM147 139H146V142H149ZM153 139H154V138H153ZM160 139H158V140H160ZM168 139H170V140H169L170 142L172 141L171 138H168ZM198 139H199V138L197 137L196 140H198ZM212 139H214V138H212ZM212 139H211V140H212ZM225 139H227L226 136H225ZM71 140L74 142L73 138H71ZM87 140H88V141H87ZM101 140H104V138L101 139ZM107 140H109V138L105 140L104 144L106 143ZM110 140H111V141H110ZM110 140H109V141H110V143H111V142H112V139H110ZM129 140H130V138H129ZM131 140H132V138H131ZM154 140H155V141H153V142H156V141H157L156 138H155ZM203 140H204V139H203ZM211 140H209V142H210ZM216 140H215V141H216ZM253 140H254V139H253ZM65 141H66V142H68V141L70 142V140L67 141V139H66ZM72 141H71V145H72V147H73V149H74V147H75L74 144L76 145L77 143H76V142L73 143ZM98 141H97V142H98ZM123 141H125V140H123ZM126 141H127V139H126ZM126 141H125V143H126ZM142 141H143V140H142ZM164 141H166V140H163V143H162L163 145H164ZM167 141H168V140H167ZM198 141L202 142V140H198ZM205 141H203V142H205ZM212 141H214V140H212ZM212 141H211L210 143H212ZM215 141H214V143H215ZM226 141H228V140H226ZM254 141H255V140H254ZM254 141H253V144H254ZM97 142H95V143H97ZM107 142H108V141H107ZM113 142H114L115 144H114ZM113 142L111 143V147H113V148H110V143H109V144L106 143V144H108V146H109L108 148H110V149H109L110 151H109L108 149H107V151L112 152L113 155H114L115 153L118 152V151H117V149H118V146H117V145H119V143H121V141L119 142V140H118V142H117L118 144H117V145H116V142H115L114 140H113ZM134 142L136 143V140H135ZM134 142H133V144H135ZM138 142H139V141H138V138H137V143H136L137 145H139ZM146 142L143 143V144H142V142H141V143H140V144H142L141 146H142V147H146V146H144L145 144H147ZM218 142H219V141H218ZM228 142H229V141H228ZM228 142H226V143H228ZM250 142H251V141H250ZM255 142H258V141H255ZM259 142H260V141H259ZM263 142H264V140H263ZM72 143H73V144H72ZM150 143H151V141H150ZM156 143H158V142H156ZM159 143H160V142H159ZM178 143H180V144H182V145L179 146ZM191 143H190V145H191ZM195 143H198V142H195ZM207 143H208V142H207ZM244 143H245V142H244ZM2 144H3V143H2ZM126 144H129V143H126ZM131 144H132V142H130L129 145H131ZM133 144H132V145H133ZM136 144L133 145V146H137ZM168 144H170V143H168ZM184 144L186 145L187 142L185 141ZM220 144L222 145V143H220ZM229 144H230V143H229ZM229 144H227V145L224 144V146L226 145V146L228 147ZM238 144H239V143H238ZM259 144H260V143H259ZM259 144L256 143V146L258 145L257 147L260 149ZM66 145H67V147H70V148H71V145H70V144L66 143ZM82 145H81V147H80V146L77 144V149H78V151H77V149H74V150H75L74 152H78V153H79L80 148H82ZM96 145H97V144H96ZM99 145H101V144L99 143ZM115 145H116L117 148L114 147ZM129 145H128V146H129ZM132 145H131V146H132ZM152 145H153V144H152ZM152 145H151V144H150V145L148 144V147H149V146H152ZM163 145H160V146L163 147ZM166 145H167V143L165 142L164 147H165ZM203 145H204V144H203ZM213 145H215V144H213ZM216 145H217V144H216ZM230 145H231V147H233L232 144H230ZM233 145H234V144H233ZM242 145H243V144H242ZM9 146H10V145H9ZM78 146H79V147H78ZM90 146H92V145H90ZM90 146H89V148H92V149H93V147H90ZM104 146H105V145H104ZM119 146H120V145H119ZM131 146H130L131 152H134V153H135V152L137 151V153H138L139 149L136 147V148H135L136 151H134V150H133L134 147L131 148ZM155 146H157V145H155ZM155 146H154V147L152 146V147L155 148ZM158 146H159V145H158ZM158 146H157L156 148H159V149H160V146H159V147H158ZM167 146L170 147V145H167ZM175 146H173V148L177 150V147H175ZM183 146H184V147H183ZM187 146H188V145H186V148H187ZM198 146H199V145H198ZM200 146H201V145H200ZM204 146H205V145H204ZM204 146H201V149H202ZM0 147H1V146H0ZM97 147H99V146L97 145V146H95L94 148H97ZM102 147H103V145L100 146L99 148H97V149H98V151H97L98 154H99V152H101V149L103 150ZM126 147H127V145H126L124 148H126ZM138 147H140V146H138ZM193 147H196V145L194 146V143H193ZM206 147L208 148V146H206ZM209 147H210V145H209ZM216 147H217V146H216ZM216 147L213 148V149H217ZM251 147H252V146H251ZM253 147H255V144H254ZM263 147H264V146H263ZM263 147H261V148H263ZM83 148H84V147H83ZM83 148H82V149H83ZM89 148H87V149L89 150ZM100 148H101V149H100ZM149 148H150L151 151H152L153 148H151V147H149ZM171 148L169 149V150H170L169 152H171ZM199 148H200V147L197 148L198 151H200V152L203 151V150H199ZM207 148H205V149H207ZM219 148L222 150L221 147H219ZM219 148H218V149H219ZM225 148H226V147H225ZM235 148H236V147H235ZM239 148H240V147H239ZM247 148H248V147H247ZM31 149H32V148H31ZM71 149H72V148H71ZM73 149H72V150H73ZM87 149H85V153H86V151H87V153H90L91 156H93V154H91V153H92L93 151L97 150V149H94L93 151L91 150L92 152L89 150V151H90V152H89ZM115 149H116V150H115ZM128 149H129V148H128ZM128 149H127V150H128ZM137 149H138V150H137ZM146 149H147V148H146ZM146 149L143 150V152L146 151ZM150 149H149V150H150ZM167 149H168V147H167ZM167 149H166V147H165V148L162 149V150H164V151L166 150L165 152H167V151H168ZM174 149H172L173 152H174ZM179 149H178V150H179ZM194 149H196V148H194ZM226 149H227V148H226ZM230 149H231V148L228 147L227 150H224L226 153L223 152V155H224V154H225L226 156H228V155H229V156L232 155V156L235 157V155L239 152V151H238V152H235V151H234V152H231ZM248 149H249V148H248ZM252 149H253V148H250L249 151L252 152ZM256 149H257V148H255V150H256ZM26 150H27V149H26ZM44 150H45V149H44ZM99 150H100V151H99ZM119 150H120V148H119ZM125 150H126V149H125ZM127 150L125 151V154H123V157L125 156L124 158H128V157H126V154H127L126 152L129 151V153H131L130 150H128V151H127ZM153 150H154V152L157 151V150H155V149H153ZM160 150H161V149H160ZM160 150H159V151H160ZM178 150L176 151V152H177V153H176V156H174L175 153H173V155H171L169 152L166 153V154H168V157H170V159L168 158L170 161H171V160L173 161V159L176 160L175 158L180 159V158H178V157H179L178 154L180 153V152H178ZM232 150H233V149H232ZM235 150H236V149H235ZM42 151H43V150H42ZM107 151H106V153H105V150H104V151H103L102 153H100V154L103 155V153H105V155H106V154L109 153V152L107 153ZM113 151H115V152H113ZM116 151H117V152H116ZM147 151H148V150H147ZM222 151H223V150H222ZM222 151H221V152H222ZM228 151H230L231 154H228V153H227ZM236 151H237V150H236ZM258 151H261V153L263 154L264 149H262V150H257V151H253L252 154L255 153V155L253 154L254 157L256 156V152H258ZM262 151H263V152H262ZM29 152H30V151H29ZM32 152H33V151H32ZM70 152H71V151H70ZM95 152H96V151H95ZM95 152H93V153H95ZM141 152H142V151H141ZM149 152H150V151H149ZM149 152H147V153H149ZM204 152H205V151H204ZM210 152H211V150H209V153H210ZM230 152H229V153H230ZM247 152H248V151H247ZM80 153H81V152H80ZM97 153L94 154L96 157L98 156ZM162 153H164V152L162 151ZM162 153H161V151H160V152L157 151V153H153V152L151 153V152H150V153H149L150 156H148V157H150V158H148V157L145 156V159L148 158L147 161L150 162L151 164H152L151 160H152V159H155V160L153 161V164H155L156 159H157V161H158V159H159V158H155V156H156L157 154H158V155H159V154L161 155ZM171 153H172V152H171ZM182 153H183V152H182ZM197 153H198V152H197ZM202 153H203V152H201V155H202ZM207 153H208V152H207ZM216 153L218 154V152H216ZM216 153L211 154V155H214V158H213V156L210 157V155H207V156H209L210 159H213V160H214V159L216 158L215 155L217 156ZM232 153H233L234 155H233ZM235 153H236V154H235ZM241 153H242V154H243V153H246V151L241 152ZM258 153H259V152H258ZM258 153H257V156H260V155H258ZM73 154L76 155L75 153H73ZM82 154H84V152H83ZM100 154H99V155H100ZM149 154H148V155H149ZM151 154H152V156H151ZM153 154H155V155H153ZM198 154H199V153H198ZM79 155H81V154H79ZM90 155H89V156H90ZM110 155H112V154H110ZM127 155H128V154H127ZM131 155L134 156V154H131ZM158 155H157L156 157H158ZM164 155H165V153H164ZM170 155H171V156H170ZM182 155H183V154L180 155L181 158H182ZM184 155H183V156H184ZM240 155H241V154L239 153V155H238V156L236 155V156L240 158ZM246 155H247V153H246ZM66 156H67V155H66ZM100 156H101V155H100ZM103 156H104V155H103ZM103 156H102V157H103ZM132 156H129V158H128L129 160L127 159L128 162L131 161V160H130V157H132ZM153 156H154V158H152ZM161 156H163V155H161ZM177 156H178V157H177ZM199 156H200V155H199ZM199 156H198V157L196 156V157L199 158ZM204 156H205V157H204V160H205L207 156H206L205 154H204ZM218 156H219V155H218ZM242 156L244 157L245 154H243ZM248 156H249V155H248ZM251 156H252V155H251ZM257 156H256V157H257ZM78 157H79V156H78ZM102 157H101V158H102ZM104 157H105V156H104ZM106 157H107V156H106ZM123 157H122V158H123ZM134 157H135V156H134ZM171 157H173V158L171 159ZM191 157H192V156H191ZM252 157H253V156H252ZM252 157H251V158H252ZM67 158H69V157H67ZM70 158H71V156H70ZM99 158H100V157H99ZM99 158H97V159H99ZM117 158H118V157H117ZM124 158H123V159H124ZM188 158H190V157H188ZM188 158H187V159H188ZM201 158L203 159V155L201 156ZM219 158H220V157H219ZM224 158H225V157H224ZM226 158H227V157H226ZM244 158H245V157H244ZM257 158H259V157H257ZM262 158H263V156H262ZM262 158H261V159H262ZM89 159H90V158H89ZM89 159H88V160H89ZM97 159H96V160H97ZM102 159H105V158H102ZM115 159H116V158H115ZM165 159H167V158H165ZM168 159H167V160H168ZM191 159H195V158L192 157ZM207 159H209V158L207 157ZM241 159H243V158L241 157ZM255 159H256V158H254V160H255ZM20 160H22V159H20ZM96 160H95V161H96ZM100 160H101V159H100ZM127 160H126V161H127ZM133 160H136V158H134ZM143 160H144V159H143ZM149 160H150V161H149ZM167 160H164V161H167ZM196 160H198V159H196ZM215 160H216V159H215ZM217 160H218V159H217ZM219 160H221V159H219ZM224 160H225V159H224ZM224 160H223V161H224ZM229 160H234V159H233V158H229L228 160L226 159V161L223 162L224 165H223V164H221V165L224 166V168H225V166L229 167V165H225V163L230 162ZM238 160H239V159H238ZM238 160H237V161H238ZM247 160H249V159H247ZM258 160H260V159H257V160H255V161L258 162ZM7 161H8V160H7ZM13 161H14V160H13ZM89 161H90V160H89ZM91 161H92V159H91ZM116 161H117V160H116ZM116 161H115V163L119 166L121 163H123L122 161H124V160H121V161H120L119 158H118V161H117V162H116ZM180 161H181V160H180ZM227 161H228V162H227ZM235 161H236V159H235ZM237 161H236V164H237L238 162H239V164L243 163L242 161H238V162H237ZM249 161H253V160H249ZM261 161L264 162V160H261ZM119 162H120V164H119ZM131 162H132V161H131ZM158 162H159V161H158ZM158 162H157V163H158ZM168 162H169V161H168ZM168 162H167V163H168ZM174 162H176V161H174ZM181 162H182V161H181ZM181 162L176 163V164L180 165ZM184 162H186V158H185V161H184ZM184 162H183V163H184ZM189 162H191V160H190ZM189 162H188V163H189ZM196 162H197V161H196ZM203 162H204V161H201V162H200V160H199V163H200L201 165H202ZM206 162H207V161H206ZM208 162L211 163V165H212V161H211V160L208 161ZM208 162H207V163H208ZM214 162H215V161H214ZM220 162H221V161H220ZM220 162H219V163H220ZM2 163H3V161H2ZM8 163H9V162H8ZM8 163H7V164H8ZM11 163H12V166H13V163H15V165H16V162H12V161H11ZM22 163H23V162H22ZM22 163H21V164H22ZM112 163H114V162H112ZM112 163H111V165H112ZM142 163H143L144 166H141V169H143L144 167L146 168L147 166L150 165V163H149V165H147L148 163H147L146 161H145V162H142ZM142 163H141V165H142ZM145 163H147V164H145ZM162 163H163V162H162ZM183 163H182V166H181V167H183L184 165H185L184 167H187V166H188L187 163H184V164H183ZM194 163H195V162H193L192 164H194ZM197 163H198V162H197ZM204 163H205V162H204ZM217 163H218V161H217ZM217 163H214L215 167H216V168L221 167L220 165L218 166ZM233 163H234V164L232 165L231 162H230V169H231L232 166L234 167V169H235L236 167H238V164H237V166H236L235 162H233ZM245 163H246V162H245ZM250 163H251V165H252V162H250ZM253 163H254V162H253ZM258 163H259V162H258ZM26 164H27V163H26ZM34 164H36V163H34ZM37 164H38V163H37ZM37 164H36V165H37ZM88 164H89V163H88ZM109 164H110V163H109ZM116 164H115V165L113 164V165L116 166ZM123 164H124V163H123ZM127 164H128V163H127ZM153 164H152L151 166H154ZM195 164H196V163H195ZM195 164H194V166H195ZM111 165H110V167H111ZM125 165H126V164H125ZM135 165H136V164H135ZM137 165H138V167L135 166V167H134L135 170L132 169L133 171H138L136 168H138V169L140 170V168H139V167H140V166H139L140 164H137ZM145 165H146V166H145ZM157 165H160V164H157ZM157 165H155V166H157ZM163 165H164V164H163ZM163 165H162V166H163ZM178 165H176V166H174V167L176 168ZM186 165H187V166H186ZM190 165H191V164H189L188 167H190ZM231 165H232V166H231ZM234 165H235V166H234ZM241 165H242V166L239 167V168H242V167L246 166L247 164L244 165V163H243V164H241ZM255 165H258V164H257V163H256V164L254 163V165H252V166L254 167ZM30 166H31V168H32L33 165H30ZM97 166H98V165H97ZM114 166H112V167H114ZM120 166L122 167L123 165L121 164ZM130 166H131V165H130ZM130 166H129V168H130ZM151 166H149V167H151ZM164 166H166V165H164ZM164 166H163V167H164ZM196 166H197V164H196ZM203 166L205 167V166H206V163H205ZM217 166H218V167H217ZM252 166H251L252 171H253V172H257V173L263 171V170L261 171V169H260L259 171H257L260 167H262V169L264 168V167H263L264 165L260 166V164H259V165H258L259 168H258L257 170H256V168H255V171H254V169L252 168ZM10 167H11V166H10ZM10 167H9V168H10ZM27 167H28V166H27ZM33 167H34V166H33ZM77 167H78V166H77ZM108 167H109V165H108ZM112 167H111V168H112ZM116 167H117V166H116ZM123 167H124V166H123ZM125 167H127V166H125ZM142 167H143V168H142ZM159 167H161V166H159ZM168 167H170L171 169H174L173 165L168 166ZM179 167H180V166H179ZM188 167H187V168H188ZM191 167H192V165H191ZM199 167H200V166H199ZM204 167H203V169L205 170ZM207 167H208V165H207ZM209 167H210V165H209ZM246 167H248V168H246V169H249V164H248V166H246ZM4 168H5V167H4ZM11 168H12V167H11ZM34 168H36V166H35ZM37 168H38V167H37ZM78 168H79V167H78ZM129 168H128V167L125 168V169H127V170L124 171V173H125V172H128V174H131L133 171H132V170H129ZM131 168H133V166H132ZM147 168H148V167H147ZM147 168H146V169H147ZM155 168H156V167H155ZM177 168H178V167H177ZM193 168H194V167H193ZM26 169H27V168H26ZM149 169H150V168H149ZM157 169H158V167H157ZM157 169H156V171H158ZM163 169H164V168H163ZM166 169L168 170L167 167H166ZM178 169H179V168H178ZM191 169H192V168H191ZM195 169H196V168H195ZM195 169H194V170H195ZM203 169H202V170H203ZM209 169H212V167L209 168ZM209 169L206 168V171H210ZM225 169H228V168H225ZM230 169H229V170H230ZM243 169H244V168H243ZM243 169H242V170H243ZM251 169H250V170H251ZM27 170H29V169H27ZM27 170H26V171H27ZM30 170H31V169H30ZM122 170H124V169H122ZM122 170H121V171H122ZM128 170H129V171H128ZM151 170H152V167H151ZM153 170H154V169H153ZM160 170H162V169H160ZM179 170H181V169H179ZM194 170H192V172H193ZM196 170H198V169H196ZM202 170H201V171L198 170L197 174L199 173V171L202 172ZM213 170H215V169H213ZM213 170H211V171H213ZM223 170H224V169H221V171H223ZM242 170L240 169V171H242ZM244 170H245V169H244ZM131 171H132V172H131ZM142 171H143V170H142ZM174 171H175V170H174ZM176 171H177V170H176ZM183 171H184V173H185V171L188 172V171H191V170L188 169V170H183ZM183 171H182V174H184ZM219 171H220V169H219ZM219 171H218V172H219ZM225 171H226V170H225ZM237 171H238V170H237ZM246 171H247V170H246ZM248 171H249V170H248ZM144 172H146V171L141 172V174L144 173ZM158 172H159V171H158ZM165 172H166V171H165ZM167 172H168V171H167ZM192 172H191V173H192ZM203 172H204V171H203ZM203 172H202V173H203ZM218 172H217V173H218ZM223 172H224V171H223ZM229 172H230V171H229ZM238 172H239V171H238ZM242 172H244V171H242ZM120 173L123 174V175H122V174H121V175H118V176L120 177V179H121V180H122V179H126V180H127V177L124 178V177L126 176V174H124L123 171H122V172H119L118 174H120ZM133 173H135V172H133ZM161 173H162V172H161ZM161 173H160V174H161ZM180 173H181V172H180ZM180 173H179V174H180ZM206 173H209V172H206ZM219 173H220V172H219ZM224 173H226V172H224ZM227 173H228V172H227ZM227 173H226V174H227ZM234 173H235V176L238 174L237 172H234ZM236 173H237V174H236ZM240 173H241V172H240ZM263 173H264V172H263ZM138 174H140V173H138ZM144 174H145V173H144ZM150 174H151V176H152L154 173L151 172V173H148L147 175L149 176ZM155 174H156V173H155ZM179 174H174V173H173L172 176L174 177V175H177V176L179 177ZM182 174H181V176H182ZM194 174H195V175H194ZM197 174H196L195 172L192 173V175H194V176H198ZM204 174H205V173H203L202 175H204ZM229 174H230V173H229ZM232 174H233V173H232ZM245 174H246V172L243 173L242 175H245ZM124 175H125V176H124ZM135 175H137V173H135L134 176H133V174H132V177H131V176H130V177L133 178V179H134V178L136 179V176H135ZM147 175L144 176V177H148ZM164 175H165V174L163 173V176H164ZM168 175L170 176V174H167V176H168ZM185 175H186V173H185ZM185 175H183V176H185ZM188 175H189V174H188ZM192 175H189V176H192ZM200 175H201V173H200ZM206 175L209 176L208 174H206ZM206 175H205V176H206ZM220 175H221V176H224V175H222V174H220ZM227 175H228V174H227ZM227 175H225V176L227 177ZM247 175H248V174H247ZM252 175H254V174H252ZM261 175H264V174H261ZM0 176H1V175H0ZM82 176H84V175H82ZM106 176H107V175H105V177H106ZM113 176H114V175H113ZM121 176H123V177L121 178ZM151 176H149V177L152 178ZM158 176H159V174H157V176L155 175V178L157 179ZM161 176H162V175H161ZM161 176H159L161 180L158 181V179H157V180H156L157 182L154 181L155 178H152V180L149 179L150 181H152V183H150V184H153V183H154V184H153V185H155L154 187H157V186H160V185H158V184H159V183L161 184V182H162V184H165V183H166L167 181H169L170 179L172 180V179H176V178H178L177 176H175L174 178H171V176H170V177L168 176V178H170V179H168L166 182H163V181H165V180L167 179V177H166V179H164L165 177H164V178H163V177L161 178ZM186 176H187V175H186ZM210 176L214 177V179L217 181V182H216V181L214 180V181H215L214 183L217 184V185H219L218 183L220 182V181H219L220 179H219L218 177L216 178V177L214 176V173H213V175H212V173H211ZM228 176H229V175H228ZM245 176H246V175H245ZM258 176H259V175H258ZM258 176L256 175V177H258ZM85 177H86V176H85ZM85 177H84V178H85ZM100 177H101V176H100ZM102 177H104V176H102ZM110 177H111V176H109V178H110ZM115 177L117 178V175H116V174H115V176H114V179H115ZM137 177H138V176H137ZM159 177H158V178H159ZM192 177H193V176H192ZM201 177H203V176H201ZM201 177L199 176V177H196V178H198V179L201 180ZM231 177H232V180H234L233 175H231ZM237 177H240V178H241V181H242V176H239V174H238ZM248 177H249V176H248ZM253 177H254V176H253ZM259 177H260V176H259ZM180 178H181V177H180ZM185 178H186V177H184V178L182 177L181 179H185ZM194 178H195V177H194ZM244 178H246V177H244ZM244 178H243V179H244ZM249 178H250V177H249ZM251 178H252V177H251ZM251 178H250V180H251ZM262 178H264V176H263ZM89 179H91V177H90ZM97 179L99 180L98 177L96 178V180H97ZM111 179H113V178L111 177ZM128 179H129V178H128ZM142 179H143V178H142ZM142 179H141V180H142ZM162 179H164V180H162ZM178 179H179V178H178ZM210 179H213V178L210 177ZM217 179H218V180H217ZM226 179L229 181L231 178L228 179V177H227ZM235 179H236V178H235ZM255 179H257V178H255ZM259 179H261V178H259ZM259 179H258V180H259ZM91 180H92V179H91ZM106 180L108 181L107 178H106ZM136 180H137V179H136ZM136 180L133 181V180L131 179V180L129 181V184L127 183V184H128V187H127V189H125L126 192H125L124 190L122 191L121 189H119V190H121L123 193H124V192H125V193H129L128 188H129V189L132 188L135 192L144 193L143 191H142V192L140 191V188H141V187H139V186H140V185L143 186V184H145V183H146V185H147V187L144 186L145 189H146V188H147V189H148V188L150 189L151 187L153 188V186H151V185L148 186L147 183H149V182H144V181H146V180L144 179V181H142L143 183H142V184H139V186H138L139 188H138V189L136 188V189L138 190V191H137V190L134 188V185H132V186L130 185V184H132V183H134V184L137 185L138 182H136ZM139 180H140V179H138V181H139ZM190 180H191V179H190ZM194 180H195V179H194ZM202 180H203V179H202ZM206 180L208 181V179H205V180H203V181H206ZM222 180L225 181V183H226V180H224L223 178H222ZM236 180H237V179H236ZM252 180H254V178H253ZM261 180H262V179H261ZM102 181H103V180H102ZM114 181H115V180H114ZM118 181H119V180H118ZM132 181H133V182H132ZM153 181H154V182H153ZM160 181H161V182H160ZM185 181H186V180H184V182H185ZM187 181H189V180H187ZM187 181H186L185 184H183V185H184V186L186 185L187 188H188V185H187L188 182H187ZM207 181H206V184H208ZM209 181H211L210 183H212V180H209ZM234 181H235V180H234ZM234 181H232V182L234 183ZM237 181H238V180H237ZM239 181H240V180H239ZM259 181H260V180H259ZM104 182H105V181H104ZM126 182H128V181H126ZM130 182H131V183H130ZM155 182H156V184H155ZM178 182H179V183H178ZM180 182H181V180H180V181L177 180V183H178V184H176V185H179V186H178V190H180V189H181L180 186H182V184H180ZM229 182H231V181H229ZM10 183H11V182H10ZM102 183H103V182H102ZM175 183H176V182H175ZM192 183H194V182L192 181ZM197 183H199L202 187H206V186H204V185L202 184L203 182H197ZM204 183H205V182H204ZM210 183H209V184H210ZM221 183L225 184L224 182H221ZM252 183H254V182H252ZM252 183H250V184H252ZM259 183H260V182H255V184H257V185H253V186H255V189H256V187L259 186V185H258ZM171 184H172V183H171ZM188 184H189V183H188ZM195 184H196V183H195ZM199 184H198V185H199ZM209 184H208L207 186H208V187H212V186H210ZM223 184H222V185H223ZM226 184H227V183H226ZM228 184H230V183H228ZM245 184H248V185H249V182H248V183H245ZM262 184H263V182H262ZM129 185L131 186V188H130ZM156 185H157V186H156ZM189 185H190V184H189ZM191 185H192V184H191ZM193 185H194V184H193ZM198 185H194V186H197V187H198ZM200 185H199V186H200ZM211 185H213V184H211ZM217 185H216V186H217ZM220 185H221V184H220ZM231 185H232V183H231ZM231 185H230V186H231ZM237 185H239V184H237ZM240 185H242V184H240ZM240 185H239V186H240ZM248 185L246 186L245 189H248L249 192L253 191V188H254V187L251 186V185H250V187H249ZM263 185H264V184H263ZM263 185H261V186H263ZM2 186H3V184H2ZM60 186H61V185H60ZM163 186H164V185H163ZM171 186H173V185H171ZM174 186H175V185H174ZM184 186H182L183 189H185ZM201 186H200L199 188H201ZM213 186H215V185H213ZM228 186H229V185H228ZM230 186H229V189H230ZM239 186H238V187H239ZM242 186H243V185H242ZM6 187H7V186H6ZM16 187H18V186H16ZM61 187H62V186H61ZM106 187H107V186H106ZM118 187H119V186H118ZM118 187H117V189H118ZM120 187H121V186H120ZM136 187H137V186H136ZM144 187H142V188H144ZM166 187H168V186H166ZM166 187L164 188L165 190H163V192L160 193V191H158L159 194H160V196L158 195V197H160V201H159V202H161L163 199H165V198H163V199L161 200V198L164 197V195H163L162 193H164V191H165V193L167 194V192H166ZM179 187H180V188H179ZM247 187H248V188H247ZM78 188H79V187H78ZM80 188L82 189L83 187H80ZM123 188H125V187L123 186ZM123 188H122V189H123ZM161 188H162V187H161ZM174 188H175V191H178V190H176V187H174ZM189 188H192V187H189ZM216 188H219V187L217 186ZM231 188H232V187H231ZM242 188H243V187H242ZM251 188H252V190H251ZM261 188H262V187H261ZM132 189H131V191H133ZM192 189H193V188H192ZM202 189H204V188H202ZM211 189H212V188H211ZM224 189H225V188H224ZM234 189H236V188L234 187ZM245 189H244V190H245ZM255 189H254V190H255ZM257 189H258V188H257ZM1 190H3V189H1ZM9 190H10V189H9ZM105 190H106V189H105ZM108 190H110V189H108ZM168 190H169V191L171 190L170 193L173 191L172 189H170V186H169ZM190 190H191V189H190ZM193 190H194V189H193ZM195 190H196V188H195ZM218 190H220V188H219ZM218 190H215L214 193H217ZM250 190H251V191H250ZM261 190H262V189H261ZM261 190H260V191H261ZM10 191H11V190H10ZM115 191H116V190H115ZM115 191H114V192H115ZM127 191H128V192H127ZM154 191H156V190H154ZM154 191L152 192L151 196H154V198H155V196H156L157 193L155 194ZM175 191H173V193H174ZM180 191H182V190H180ZM180 191H178V192H180ZM197 191H198V194H199V191H200L199 189L196 190V191H194V192H196V193H193V192L191 193L190 191H187V192L189 193V194L187 193L188 197H185V196H184V197L189 199V195H190V194H193V195L195 194V195H196V194H197ZM203 191H204V190H203ZM203 191L201 190V192H203ZM205 191H206V190H205ZM212 191H214V190H212ZM224 191H225V190H223V192H224ZM228 191H229V190H228ZM230 191H231V190H230ZM230 191H229V192H230ZM232 191H233V190H232ZM232 191H231V192H232ZM238 191H239V194H240V191H242L241 193L243 194V192H245L246 190H245V191H243V190H238ZM255 191H257V190H255ZM255 191H254V192H255ZM260 191H259V193H260ZM0 192H2V191H0ZM4 192H5V191H4ZM14 192H15V191H14ZM112 192H113V191H112ZM116 192H117V191H116ZM146 192H148V191H146ZM150 192H151V191H149L148 193H150ZM185 192H186V190H185L184 192H182V193H184V195H185ZM201 192H200V193H201ZM219 192H222V188H221V190H220ZM223 192H222L220 195H222V196L226 195V193H225L226 191L224 192L225 194H223ZM261 192H263V191H261ZM2 193H3V192H2ZM5 193H6V192H5ZM12 193H13V192H12ZM12 193H11V194H12ZM118 193H119V192H118ZM118 193H117V195H119ZM123 193H122V194H123ZM148 193H147V195L145 194L146 197L149 196ZM206 193H208L207 195H209V192H206ZM210 193H212V192L210 191ZM236 193H237V192H234V194H236ZM259 193L256 194V197H257V198H258V194H259ZM114 194H116V193H112V195L115 197ZM122 194H121V195H122ZM153 194H154V195H153ZM161 194H162V195H161ZM166 194H165V196H166ZM176 194H177V192H176ZM176 194H175V195H176ZM179 194H180V193H179ZM203 194H205V193H202V195L199 194L201 198H202V196L204 197V196L206 195V194H205V195H203ZM227 194H228V193H227ZM229 194H230V193H229ZM232 194H233V193H232ZM234 194H233V195H234ZM249 194H251V193H249ZM249 194H248V195H249ZM262 194H263V193H262ZM7 195H8V193H7ZM9 195H10V194H9ZM31 195H32V193H31ZM34 195H35V194H34ZM125 195H126V194H125ZM142 195H144V194H142ZM142 195H141V196H142ZM172 195H173V194H172ZM193 195H191V196H193ZM207 195H206V196H207ZM233 195H232V197H233ZM0 196H1V195H0ZM123 196H124V195H123ZM127 196H128V195H127ZM127 196H126L125 198H124V197L121 198L120 200L123 201V199H124V201H125L126 203L128 202V206H129V203H130V205H131V204H133V202H132V201L129 202L128 200H125V199H127ZM129 196H130V193H129ZM129 196H128V199H129ZM196 196H197V195H196ZM206 196H205V197H206ZM209 196H210V195H209ZM209 196H207V198H205V199H206V200H205L206 202H207V200L210 202L211 199L209 200V198H210ZM217 196H218V195H217ZM237 196H239V195L237 194ZM242 196H244V195H242ZM249 196L251 197V195H249ZM254 196H255V195H254ZM254 196H252V197H254ZM260 196H261V194L259 195V197H260ZM263 196H264V194H263ZM263 196H262V197H263ZM3 197H4V196H3ZM5 197H6V196H5ZM37 197H38V196H37ZM117 197H118V196H117ZM119 197H120V195H119ZM142 197H143V196H142ZM142 197L139 198V199L141 200ZM158 197L156 196V198H158ZM215 197H216V196H215ZM247 197H248V196H247ZM7 198H8V197H7ZM39 198H40V197H39ZM156 198H155V199H156ZM166 198H167V197H166ZM171 198H172V197H171ZM171 198H170V201L173 202V201L171 200ZM175 198H176V197H175ZM175 198H174V199H175ZM177 198H178V196H177ZM177 198H176V199H177ZM180 198H182V197L179 196V199H180ZM196 198H197V197H196ZM211 198H212V195H211ZM213 198H214V197H213ZM235 198H236V197H235ZM243 198H244V197H243ZM5 199H6V198H5ZM77 199H78V198H77ZM102 199H103V198H102ZM130 199H131V198H130ZM132 199H133V201L135 200V198H132ZM132 199H131V200H132ZM146 199H147V201H148V200L150 199V196H149V198H146ZM146 199H145V200H146ZM168 199H169V195H168ZM191 199H192V198H191ZM228 199H229V198H228ZM244 199H245V198H244ZM246 199H249V197L246 198ZM251 199H252V198H251ZM253 199H254V198H253ZM253 199H252V200H253ZM261 199H262V200H259V198H258L259 201L256 200V201L259 203V207H260V203H262V201H264L263 198H261ZM93 200H94V199H93ZM97 200H98V199H97ZM115 200H116V198H115ZM150 200H151V199H150ZM152 200H154V199H152ZM158 200H159V198H158ZM180 200H183V199H180ZM185 200H186V199H185ZM193 200H194V199H193ZM193 200H192V201H193ZM199 200H200V198H199V196H198L197 201H199ZM212 200H213V199H212ZM215 200H216V199H215ZM221 200L223 201V198H221ZM230 200H232V198H230L228 201H230ZM233 200H234V198H233ZM233 200H232V201H233ZM235 200H236V199H235ZM238 200H239V199H238ZM238 200H237V204H239L238 202H241L240 200H239V201H238ZM82 201H83V200H82ZM91 201H92V199H91ZM94 201H96V200H94ZM118 201H119V199H118ZM136 201L138 202V199H137V198H136ZM136 201L134 202V204L136 203ZM141 201H142V200H141ZM154 201H157V199L154 200ZM154 201H153V202H154ZM168 201H169V200H168ZM183 201H184V200H183ZM192 201L189 202V203H191V204L193 205L194 203H192ZM205 201H202V199H201V202H202V203H204ZM222 201H221L220 203H222ZM228 201H225V202L227 203ZM254 201H255V200H254ZM260 201H261V202H260ZM58 202H59V201H58ZM89 202H90V201H89ZM97 202H98V201H97ZM99 202H100V201H99ZM162 202H163V201H162ZM174 202H175V200H174ZM186 202L188 203V201H186ZM206 202H205V203H206ZM209 202L207 203V205H205V203L202 204V205H201L202 208H203V205H205L206 207L209 206V205H208ZM215 202H216V204H217V200H216ZM215 202H214V203H215ZM249 202H250V200H249ZM84 203H85V202H84ZM138 203H140V201H139ZM141 203H142V202H141ZM145 203H147V202H145ZM168 203H169V202H168ZM177 203H178V202H177ZM180 203H182V201H181ZM183 203H184V202H183ZM189 203H188V205H189ZM231 203H232V205H233V203L235 204L236 202H231ZM242 203H243V201H242ZM252 203H254V205L256 206V204H255L256 202H253V201H252ZM252 203L250 202V204H252ZM263 203H264V202H263ZM263 203L261 204L262 207H263ZM116 204H117V203H116ZM134 204H133V205H134ZM147 204H148V203H147ZM147 204H140V206H141V205H146V207L152 206V205H148V206H147ZM196 204H198V203H195V208H193V207L190 206V205H189V208L187 207V208H188V212H190V214L192 213L191 211H189L191 208H193L194 211H195V209H197V208H199V210L201 209V208H200V204H201V203L198 204V205H199L198 207H197ZM222 204H224V203H222ZM237 204H235V206H236ZM58 205H59V204H58ZM93 205H94V204H93ZM154 205H155V203H154ZM178 205H179V204H178ZM178 205H177V206H178ZM184 205L186 206L185 203H184ZM188 205H187V206H188ZM210 205H211V204H210ZM217 205H220V204H217ZM240 205H241L240 207L245 206V204L242 205L241 203H240ZM252 205H253V204H252ZM254 205H253V206H254ZM65 206H66V205H65ZM125 206H127V205L125 204ZM128 206H127V208H128ZM137 206L140 208L139 204H137L136 207H137ZM159 206H160V205H159ZM161 206H163V204H161ZM181 206H182V205H181ZM221 206H222V205H221ZM221 206H218V207H221ZM224 206H225V205H224ZM235 206L233 205V207H232V206H228V205H227V207H229V208L232 207L231 209H233ZM249 206H251V205H249ZM61 207L63 208V206H61ZM141 207L144 208L145 206H141ZM146 207H145L144 211L147 212V214H148L150 211H148L147 209H149V208L146 209ZM170 207H171V206H170ZM172 207H173V206H172ZM183 207H184V206H183ZM183 207H181V209H183ZM190 207H191V208H190ZM206 207H205V208H206ZM225 207H226V206H225ZM238 207H239V206H238ZM247 207H248V206L246 205L245 208H247ZM112 208H113V207H112ZM132 208H134V207H132ZM151 208H152V207H151ZM166 208H167V207H166ZM166 208H164V210H165ZM175 208L177 209V207H175ZM184 208H185V207H184ZM207 208H209V207H207ZM214 208H215V207H214ZM229 208H228V209H229ZM236 208H237V207H236ZM236 208H235L233 211H237V210H239V208H238V209H236ZM245 208L243 207L242 209H245ZM255 208H256V207H255ZM260 208H261V207H260ZM115 209H116V207H115ZM128 209H129V208H128ZM140 209H141V208H140ZM159 209H160V208H159ZM159 209H157V210H159ZM161 209H162V208H161ZM172 209H173V208H172ZM178 209H179V208H178ZM193 209H192V210H193ZM209 209H210V208H209ZM217 209H218V208H217ZM231 209H229V216H230L231 214H233V213H234L233 215L236 214V212H233ZM240 209H241V208H240ZM242 209H241V212L244 211V210L242 211ZM247 209L251 210L250 208H247ZM252 209H253L252 212H253L254 214L258 215L257 213L254 212V210L256 211V209H254V208H252ZM258 209H259V208H258ZM258 209H257V210H258ZM262 209H263V208H262ZM113 210H114V208H113ZM117 210H118V209H116V212H117ZM146 210H147V211H146ZM149 210H150V209H149ZM152 210L155 211L156 208H155V210H154V209H152ZM152 210H151V212H152ZM157 210H156V211H157ZM164 210H162V211H164ZM183 210H185V209H183ZM183 210H182V212H180V213L187 212V211H184V212H183ZM197 210H198V209H197ZM199 210H198V211H199ZM206 210H207V209H206ZM230 210H231V211H230ZM249 210H248V211H249ZM44 211H45V210H44ZM142 211H143V210H142ZM156 211H155L154 213L156 214L157 219H159V218H158L159 214H157V213H160V212H156ZM162 211H161V213H162ZM165 211H166V210H165ZM165 211H164V212H165ZM168 211H169V210H168ZM168 211L165 212L166 215L171 211V209H170L169 212H168ZM173 211H175V210H172V212H173ZM179 211H180V210H179ZM203 211H205V210H203ZM227 211H228V210H227ZM259 211H261V209H260ZM263 211H264V209H263ZM34 212H35V211H34ZM104 212H105V211H104ZM119 212H121V211L119 210ZM134 212H136V211H134ZM164 212L162 213V216H161V213H160V216H161V217L166 216V215L164 214ZM176 212H177V211H176ZM210 212H212V211H210ZM217 212H218V211H217ZM217 212H216V210H215V212H214V209H213L212 214H214V215H208V216H207L208 218L205 217L204 219L210 220L209 216H210V217L215 216V215L218 214ZM220 212L222 213V211H220ZM224 212H225V211H224ZM230 212H231V214H230ZM252 212H251V213H252ZM256 212H257V211H256ZM261 212H262V211H261ZM24 213H25V212H24ZM24 213H23V214H24ZM26 213L28 214V212H26ZM66 213H67V211H66ZM68 213H69V211H68ZM85 213H86V212H85ZM90 213H91V212H90ZM127 213H128V212H127ZM139 213H140V212H138V214H139ZM174 213H175V212H174ZM194 213H195V212H194ZM198 213H199V212H198ZM207 213H208V212L206 211V214H207ZM216 213H217V214H216ZM221 213L218 214V215L221 216V215H222ZM244 213H249V212H245V211H244ZM86 214H87V213H86ZM110 214H111V213H110ZM121 214H125V212L123 213V211H122ZM133 214H134V213H132V215H131V212H130V214H127V215H130V216H133V217H134ZM135 214H136V217H134V218L137 219V215H138V214H137V213H135ZM142 214H143V213H142ZM142 214H140V216H141ZM163 214H164V215H163ZM176 214L178 215V212H177ZM184 214H186V215L180 214V217H182V219L185 218V220H186V217H188L190 214H188V213H184ZM192 214H193V213H192ZM201 214H202V212H201ZM224 214H225V213H224ZM239 214H240V213H239ZM262 214H263V213H262ZM58 215H59V214H58ZM71 215H72V214H71ZM82 215H83V214H82ZM89 215H90V214H89ZM116 215H117V214H115V217H116V219H117V216H118V215H117V216H116ZM125 215H126V214H125ZM127 215H126V216H127ZM144 215H145V214H143V216H144ZM149 215H150V213H149ZM149 215H147V216H149ZM173 215H175V214H173ZM177 215H175V216H177ZM181 215H182V216H181ZM196 215H199V214H197V212H196ZM196 215H195V216H196ZM225 215H226V214H225ZM227 215H228V214H227ZM237 215H238V214H237ZM240 215H241V214H240ZM251 215H252V214H251ZM84 216H85V215H84ZM143 216H141L142 218L138 216V218H141V220L139 219V222H140V223L143 222L142 224L146 223V222H144V220L147 221L146 219H148V220L150 219V217L147 218L146 216H144V217H145V218H144ZM153 216L155 217L154 214H153ZM185 216H186V217H185ZM192 216H193V215H190V216L188 217L189 221H190V218H192ZM200 216H201V215H200ZM229 216H226V217L224 216V218L226 219V221L224 220V221H222V222H224V223H225V222H229V220L227 219ZM241 216H243V214H242ZM241 216L234 217L233 219H235V218H238V219H239V217H241ZM245 216L247 217V215H245ZM24 217H25V216H24ZM26 217H27V216H26ZM28 217H29V216H28ZM53 217H54V216H53ZM72 217H73V216H72ZM100 217H101V216H99V218H100ZM102 217H103V216H102ZM102 217H101V218H102ZM118 217H119V216H118ZM120 217L123 218V216H121V215H120ZM120 217L118 218L119 220L117 219L118 221H120V222H119L120 225H121V224H126V223H125L126 219H127V225H128L129 219H128L127 217H126V219H125V217H124V218H123L124 220H123V219H121ZM128 217H129V216H128ZM154 217H153V218H154ZM170 217H171V216H170ZM180 217L177 216V218H179L178 221L176 220V219H177L176 217H175V218L173 217V218L175 219L174 221H175V222L177 221V222L179 223V222L181 221V220H180ZM193 217H194V216H193ZM215 217H216V216H215ZM230 217H232V216H230ZM230 217H229V219H230ZM246 217H244L243 220H245V219L247 220L248 217H247V218H246ZM256 217H257V216H256ZM259 217L261 218V216H259ZM263 217H264V215H263ZM194 218H195V217H194ZM194 218H192V219H193V222H195V221L197 220V219L195 220ZM196 218H198V217L196 216ZM217 218L219 219V217H217ZM217 218H216V221H214V219L212 218L213 221H214L213 224H215V222H217ZM220 218H223V215H222V217H220ZM242 218H243V217H242ZM242 218H241L239 221L242 222ZM29 219L32 221L31 218H29ZM75 219H76V218H75ZM102 219L105 220V218H102ZM114 219H115V218H114ZM114 219H113V220H114ZM116 219L114 220V222H117ZM120 219H121V220H120ZM142 219H144V220L142 221ZM154 219H155V218H154ZM154 219H153V220H154ZM157 219H156V221L159 222V226H160L161 223H160V221L157 220ZM160 219H161V218H160ZM204 219H203V220H204ZM212 219H211V220H212ZM248 219H249V220H247L245 223H247V222H249V221H250L249 224L252 223V222H255V221H252V222H251V219H252V218H248ZM108 220H110V219L108 218ZM122 220H123V221H122ZM130 220H131V217H130ZM132 220H134V219H132ZM166 220H167V218H166ZM166 220H165V219L163 220V218H162V221H165L166 224H163V223H164V222H163V223L161 224V227H159L158 224H157L156 226H158L159 229H160V228L162 229V227L164 226V229H166L165 226L168 225L169 223H170V224L172 223V225H175V224H176V223H174L173 221H171V220H173V219H171V218L169 219V220H170L169 223H168V221H166ZM185 220H183V221H185ZM198 220H199V219H198ZM207 220H206V221H207ZM227 220H228V221H227ZM230 220H231V219H230ZM253 220H255V219L253 218ZM261 220H262V218H261ZM17 221H18V220H17ZM76 221H77V220H76ZM105 221H107V220H105ZM121 221L124 222V223H121ZM134 221H135V220H134ZM137 221H138V219H137ZM141 221H142V222H141ZM156 221H155V222H156ZM189 221H188V224H186V225H187V227H188V226H190V227L193 226V227L190 228V233H191V232H192V233H191L190 235L187 234V233L189 232V231H188L189 229H185V227H183V228L185 229L184 231L187 230V232L185 233L184 231H180V232H179V235L177 234V233H178V232H177V231H178L177 228L180 227V226H181L180 228H182V225H184V223H185V222H184V223H182V225L179 224L180 226H178L177 228H174V229L176 230V232H177V233L174 232V233H175V238H176V239H177L178 236H179L180 239L183 240V238H186L188 235L191 236V235H193V234H195V233L197 232L196 227L194 228V225H195V224L192 223V225H190ZM200 221H202V220H200ZM213 221H212V222H213ZM232 221H233V220H232ZM237 221H238V220H237ZM237 221H236V222H237ZM262 221H264V219H263ZM12 222H13V221H12ZM29 222H30V221H29ZM32 222L34 223L35 221L33 220ZM54 222H55V221H54ZM108 222H109V221H108ZM111 222H112V221H111ZM158 222H157V223H158ZM181 222H182V221H181ZM234 222H235V221H234ZM257 222H258V221H257ZM16 223H17V222H16ZM49 223H50V222H49ZM117 223H118V222H117ZM119 223H118V224H119ZM134 223H135V222H134ZM173 223H174V224H173ZM195 223H196V222H195ZM203 223H206V222H202V225H203ZM224 223H221V224H224ZM237 223H238V222H237ZM237 223H235V224H237ZM245 223L242 224V225L245 226V228H243L244 226H243L242 228L245 229V230H246V229L248 230V228H247V226H246ZM263 223H264V222H263ZM34 224H35V223H34ZM50 224H52V223H50ZM50 224H49V226H50ZM54 224H55V223H54ZM56 224H57V223H56ZM59 224H60V223H59ZM78 224H79V223H78ZM78 224H77V225H78ZM104 224H105V223H104ZM130 224L133 225V222H132V223H129V226H131ZM146 224H149V222L146 223ZM152 224H154V223H152ZM152 224H151V225H152ZM170 224H169V225H170ZM200 224H201V223H200ZM200 224H196V225H200ZM206 224H207V223H206ZM208 224H211V222L208 223ZM221 224H220V225H221ZM229 224H230V223H229ZM240 224H241V223L239 222V226H240ZM256 224H257V223H256ZM134 225H135V224H134ZM169 225L167 226V230L169 229ZM176 225H177V224H176ZM217 225H219V224H216V226H217ZM226 225H227V224H226ZM260 225H261V222H260ZM49 226H48V227H49ZM105 226H106V225H105ZM138 226H139V225H138ZM140 226H141V225H140ZM145 226H147V225H145ZM145 226H144V228H145ZM153 226H155V225H153ZM170 226H171V225H170ZM216 226H209V227H210V228H213V227H214L213 230L215 231V227H216ZM235 226L237 227L238 225H235ZM239 226H238V231L242 230V229L239 228ZM249 226H251V225H249ZM258 226H259V225H258ZM52 227H53V226H52ZM91 227H92V226H90V228H91ZM135 227H136V225H135ZM158 227H156V228H158ZM173 227H175V226H173ZM199 227L201 228V225H200ZM209 227H208V228H209ZM227 227H228V225H227ZM232 227H234V226H230V228H232ZM253 227H255V226H253ZM259 227H260V226H259ZM262 227H263V226H262ZM262 227H261V229H264V228H262ZM104 228H105V227H104ZM109 228L111 229V226H110ZM144 228L142 227V229H144ZM156 228L154 227V228H152V229L157 230ZM180 228H179V230H181ZM197 228H198V227H197ZM202 228H206V227L203 226ZM208 228H207V229H208ZM218 228H219V227H218ZM218 228H217V229H218ZM222 228H223V226H222ZM230 228H228V229H230ZM251 228H252V227H251ZM132 229H133V228H132ZM145 229H146V228H145ZM147 229H151V226H150V228H147ZM171 229H172V228H170L169 230L171 231ZM174 229H173V230H174ZM192 229H194L195 231L192 230ZM207 229H206V232H205V233L208 232ZM234 229H235V227H234ZM255 229H256V228H255ZM112 230H113V229H112ZM114 230H116V229H114ZM128 230H129V229H128ZM130 230H131V229H130ZM130 230H129V231H130ZM134 230H136V229H134ZM167 230H166V231H167ZM191 230H192V231H191ZM198 230H200V229H198ZM209 230H210V229H209ZM211 230H212V229H211ZM232 230H233V229H232ZM232 230L229 231V230H227L226 227H225L224 230L222 229L223 232H221V229H220L219 234H217V235L220 236V238H219V236H218V238L221 240V242H222L223 240L226 241L227 239H226V237L222 238L221 235H220V233H222V235H223V234H225L224 231H226V232H227V231L231 232ZM236 230H237V229H236ZM54 231H55V230H54ZM56 231H57V230H56ZM56 231H55V232H56ZM84 231H85V230H84ZM129 231H128V232H129ZM132 231H133V230H132ZM143 231H144V230H143ZM143 231H142V232H143ZM146 231H148V230H146ZM146 231H145V233H146ZM150 231H151V230H150ZM200 231L203 232L202 230H200ZM234 231H235V230H234ZM234 231H233V233H234ZM248 231H249V230H248ZM250 231H251V229H250ZM250 231H249V232H250ZM252 231H254V228L252 229ZM115 232H117V233L120 232V229H119V231H115ZM133 232L135 233V231H133ZM148 232H149V231H148ZM148 232H147L146 235H150V234L153 235L152 233H149V234H148ZM201 232H200V233H201ZM236 232H237V231H235V234H233V235L236 236V234H238V233H236ZM240 232H241V231H240ZM240 232H239L240 235H242V234L244 235V233H242V232L240 233ZM256 232L259 233V231H257V230H256ZM256 232H255V234H257ZM263 232H264V231H263ZM58 233H60L59 230H58ZM62 233H63V232H62ZM83 233H84V232H83ZM117 233H116V234H117ZM121 233L124 234V232H121ZM121 233H119V235H120ZM138 233H141V232L138 231ZM145 233H144V234H145ZM154 233H155V232H154ZM181 233H182V234L185 233V234H184V237H183V235H182ZM198 233H199V231H198ZM198 233H196L195 235H198ZM208 233H209V232H208ZM212 233H213V235L216 236V232H212ZM250 233H251L250 235L252 236V232H250ZM253 233H254V232H253ZM261 233H262V232H261ZM261 233H259V234H261ZM105 234H107L106 231H105ZM128 234H129V233H128ZM131 234H132V233H131ZM135 234H136V233H135ZM141 234H142V233H141ZM144 234H143V235H144ZM155 234H157V231H156ZM155 234H154V235H155ZM180 234H181L182 236H180ZM201 234H202V233H201ZM229 234H230V237H231L232 232H231V233H228V235H229ZM64 235H66V234H64ZM157 235H158V234H157ZM159 235H161L160 232H159ZM159 235H158V236H159ZM162 235H163V234H162ZM162 235H161V236H162ZM167 235H168V234H166V235L164 234V237H165V236L168 237L169 235H171V237H172V234H171V233H169L168 236H167ZM176 235H178V236L176 237ZM186 235H187V236H186ZM195 235L191 236V238H195V237H194ZM205 235H206V234H205ZM207 235H208V234H207ZM213 235H212V236H213ZM233 235H232V236H233ZM246 235H247V232H245V235H244V236L246 237ZM250 235H249V236H250ZM261 235H264V234L262 233ZM61 236H62V235H61ZM66 236H67V235H66ZM103 236H104V234H103ZM120 236L124 237L123 235H120ZM120 236H119V237H120ZM125 236H127V234H125ZM128 236H131V235L129 234ZM128 236H127V237H128ZM134 236H135V235H134ZM136 236H137V234H136ZM140 236H141V235H140ZM158 236H156V238H157ZM199 236H200V235H199ZM199 236H196L197 239H196V238H195V239L198 240V239H199V238H198ZM202 236H203V235H202ZM208 236H209V235H208ZM212 236H210L211 239H212ZM215 236H213V237L216 239L217 236H216V237H215ZM223 236H225V235H223ZM226 236H227V235H226ZM244 236H243V237H244ZM251 236H250V237H251ZM258 236H259V235L255 236V237L258 238ZM108 237H109V236H108ZM116 237H117V236H116ZM116 237H115V238H116ZM122 237H120L121 239H120V238H119V239L122 240ZM127 237L124 238V239L126 240L125 244L127 243V244L129 245V247H130V246L132 245V243L130 242V240L133 239V236H132V238H130V240H128ZM152 237H153V236H152ZM166 237H165V238H166ZM182 237H183V238H182ZM210 237H208V238H210ZM227 237H228V236H227ZM241 237H242V236H241ZM245 237H244V239L247 240V238H245ZM252 237H253V236H252ZM62 238H64V237H62ZM94 238H95V237H94ZM115 238H114V239H115ZM138 238H139V236H137L135 239H138ZM162 238H163V236H162ZM165 238H164V241H163L164 243H168L167 241H170L171 243H172V242L175 243V239H174V241H172V240H173V237L170 239V236H169L168 238H169L170 240H168V239L165 240ZM187 238H188V237H187ZM191 238H189L190 241H191ZM200 238H201V237H200ZM228 238H229V237H228ZM257 238H255V240H257ZM141 239H142V240H141ZM146 239H148V238L145 237V238L143 239L142 236H141V238H140L139 241H143V240H144L143 242H145ZM203 239H204V238H203ZM206 239H207V236H206ZM211 239H210V240L208 239V240H209L211 243H213V240H215V239H213L212 241H211ZM234 239H238V238L235 237V238H233V240H234ZM239 239H240L239 241H240V243H241L243 240H241L240 237H239ZM249 239H250V238H249ZM258 239L261 240L262 238L260 237V238H258ZM116 240H117V239H116ZM127 240H128V242H127ZM149 240H151V239L149 238ZM159 240L162 241L163 239H161L160 236H159ZM178 240H179V238L177 239V242H178ZM187 240H188V239H186V241H187ZM204 240H205V239H204ZM204 240H203V241H204ZM216 240H218V239H216ZM216 240H215V241H216ZM220 240H219V241H220ZM117 241H119V240H117ZM131 241H132V240H131ZM134 241H135V240H134ZM151 241L153 242L154 240H151ZM156 241H158V238L156 239ZM188 241H189V240H188ZM193 241H194V240H193ZM200 241L202 242V239H200ZM209 241H208V242H209ZM219 241H218V244H219ZM225 241H224V244H225ZM229 241H232V240L230 239V240H228V242H229ZM239 241H236V244H237V243L239 244ZM250 241H251V239L249 240V242H250ZM253 241H254V240H252L251 243H252ZM98 242H99V241H98ZM146 242H147V240H146ZM148 242H149V241H148ZM148 242H147V243H148ZM170 242H169V243H170ZM180 242H181V241H180ZM197 242H198V241H196V243H197ZM206 242H207V240H206ZM206 242H205V243H206ZM208 242H207V243H208ZM226 242H227V241H226ZM228 242H227V243H228ZM244 242H245V241H244ZM258 242H260V241L258 240ZM122 243H123V241H122ZM129 243H130V244H129ZM153 243H154V242H153ZM155 243H156V242H155ZM187 243H188V242H187ZM194 243H195V242H194ZM227 243L225 244L226 246L228 245ZM229 243H230V242H229ZM242 243H243V242H242ZM245 243H246V242H245ZM253 243H254V242H253ZM262 243H263V242H262ZM117 244H118V242H117ZM119 244H121V243H119ZM123 244H124V243H123ZM127 244H126V245H127ZM159 244H160V243H159ZM185 244H186V242H185ZM185 244H184V245H185ZM208 244H209V243H208ZM215 244H216V243H215ZM218 244H217V245H218ZM232 244L234 245V243H232ZM108 245H109V244H108ZM133 245H134V244H133ZM154 245L157 246L158 244H154ZM154 245H153V246H154ZM170 245H171V244H170ZM177 245H178V244H177ZM180 245H181V244H180ZM206 245H207V244H206ZM213 245H214V244H213ZM217 245H216V246H217ZM221 245H223V244L220 243V246L218 245V247H221V249H222V247H223V248H226V247L221 246ZM229 245H230V244H229ZM233 245H231V246L233 247ZM243 245H244V244H242V246H243ZM246 245H247V243L245 244V246H246ZM249 245H250V244H249ZM117 246H119V245H117ZM117 246H116V248H117ZM159 246H161V245H159ZM162 246H166V244H165V245H162ZM162 246H161V247H162ZM173 246H174V245H173ZM189 246L193 247L192 244H190V245L188 244L186 250H185V249L183 250V248H184V247H183L182 250H183L184 252H183V251H181V252H183L184 254H185L186 251L189 252ZM195 246H196V244H195ZM210 246H211V245H210ZM231 246H230V247H231ZM234 246H235V245H234ZM238 246H239V245H238ZM242 246H241V247H242ZM245 246H244V247H245ZM247 246H248V245H247ZM256 246H257V245H256ZM259 246H261V245H259V243H258V247H259ZM110 247H111V246H110ZM119 247H121V245H120ZM124 247H125V246H124ZM138 247H139V246H138ZM138 247H136V248H138ZM177 247H178V246H176V248H177ZM179 247H180V246H179ZM196 247H197V248H198V247L201 248L200 244H199V246H196ZM196 247H195V248H196ZM205 247L208 248L209 246L207 245V246H205ZM218 247H217V248H218ZM232 247H231V249H232ZM251 247L254 248L255 246L253 247V245H252ZM251 247H250V248H251ZM122 248H123V245H122ZM195 248H194V249H195ZM235 248H237V247L235 246ZM118 249H119V248H117L116 250L118 251ZM141 249H142V248H141ZM141 249H140V250H141ZM149 249H151V247H149ZM149 249L147 248L148 251H151V250H149ZM187 249H188V250H187ZM194 249H193V250H194ZM208 249H209V248H208ZM208 249H206V251H207ZM226 249H227V248H226ZM228 249H229V248H228ZM228 249H227V250H228ZM246 249H247V248H246ZM259 249H260V248H258V249H256V250H259ZM120 250H121V249H119V251H120ZM135 250H136V249H135ZM135 250H134V252H133L134 254H132V255H135V256H134V259H135L136 255H137V256H138V255H142L143 252H144V251L142 252V250H141L142 253H139L138 251H140V250L137 249V250H138L137 253H139V254H135ZM143 250H144V249H143ZM153 250H154V249H153ZM173 250H174V248H173ZM176 250H178V249H176ZM179 250H181V247H180ZM179 250H178V252L180 253ZM190 250H191V249H190ZM195 250H197V249H195ZM195 250H194V251L191 250L192 252L190 251L189 254L192 255V253H194V252L199 253L201 249H200V250H197V251H199V252H197V251H195ZM210 250H212V249H210ZM213 250H214V249H213ZM222 250H223V249H222ZM229 250H230V249H229ZM229 250H228V251H229ZM241 250H242V249H241ZM243 250H245V249H243ZM250 250H251V249H250ZM250 250H248V252H249ZM261 250H262V249H261ZM261 250H260V251H261ZM121 251H122V250H121ZM145 251H146V248H145ZM155 251H156V250H154V252H155ZM208 251H209V250H208ZM219 251H221V250H219ZM228 251H227V252H228ZM230 251H231V250H230ZM232 251H234V248H233ZM232 251H231V252H232ZM236 251H237V250H236ZM236 251H235V253H236ZM252 251L255 252L254 249H252ZM252 251H251V253H252ZM152 252H153V251H152ZM154 252H153V253H154ZM157 252H158V250H157ZM157 252H155V253H157ZM170 252H172V253H177V255H178V252H177V251L175 252V250H174V251H170ZM213 252H215V251H213ZM216 252H217V251H216ZM239 252H240V251H239ZM242 252H243V251H242ZM113 253H114V252H112V251L109 252V254H111V255H112ZM121 253H122V252H121ZM149 253H150V252H149ZM160 253H161V252H160ZM162 253H163V252H162ZM183 253H182V254H183ZM202 253H204V252H202ZM208 253H209V252H208ZM217 253L220 254L219 252H217ZM217 253H216V254H213V255H217ZM229 253H230V252H229ZM229 253H227V254H229ZM255 253H257V251H256ZM165 254H166V253H165ZM184 254L181 255L182 258L184 257ZM189 254L186 253L185 256L188 255V256L190 257L191 255H189ZM225 254H226V252H224V253L222 254L223 257H224ZM231 254H232V253H231ZM236 254H239V253H236ZM242 254H243V253H242ZM244 254H245V252H244ZM244 254H243V257L247 256V254H246L245 256H244ZM257 254H262V252H260V253L258 252ZM102 255H103V254H102ZM148 255H150V254H148ZM148 255L146 254V256H148ZM172 255H173V254H172ZM177 255H175V256L177 257ZM201 255H202V254H201ZM201 255H199V256H201ZM209 255H210V254H209ZM209 255H208V256H209ZM222 255H221V256L218 255V256L222 257ZM254 255H255V254H254ZM254 255H253V257H254ZM109 256H110V255H109ZM112 256H114V255H112ZM112 256H111V260H112ZM170 256H171V255H170ZM175 256L173 255L172 257H170V259L172 258V261L175 260V263H177V262H176V259H173V257L176 258ZM179 256H180V254H179ZM192 256H194V255H192ZM195 256H198V255H195ZM203 256H204V255L201 256V259H202ZM210 256H211V255H210ZM234 256H235V255H234ZM250 256H251V255L248 254V257H250ZM260 256H261V255H260ZM260 256H259V257H260ZM131 257L133 258V256H131ZM131 257L129 256L130 259H131ZM160 257H163V256L160 255L159 258L157 257V258L160 259V261H161L162 258H160ZM204 257H207V256H204ZM220 257H219V258H220ZM225 257H226V255H225ZM225 257H224V258H225ZM243 257H241L240 261L243 259ZM81 258H82V257H81ZM116 258H117V257H116ZM127 258H128V257H127ZM127 258H125V259H127ZM141 258H142V257H141ZM143 258L145 259V257H143ZM157 258L155 259V258L153 257L152 259L159 261ZM182 258L178 257V258H177V261H180V259L182 260ZM184 258H185V257H184ZM184 258H183V260H184ZM192 258H193V257H191V259L189 260L190 262H188V263L192 264V263H191V262H193V261H192ZM199 258H200V257H199ZM199 258H198V259H199ZM219 258H218V259H219ZM224 258H223V259H224ZM232 258L235 260V258H234L233 256L230 258V260H232ZM239 258H240V257H239ZM245 258H246V257H245ZM245 258H244V259H245ZM250 258H251V257H250ZM166 259H167V258H166ZM188 259H189V258H188ZM198 259H196V260H198ZM201 259H200V261H202ZM207 259H211V261H212V259H214V257H213V258H212V257H211V258H210V257H207ZM215 259H216V258H215ZM218 259L216 260L217 262L220 260V259H219V260H218ZM223 259H222V261L224 262ZM246 259H248V258H246ZM255 259H256V258H255ZM255 259L252 258V259H250V261L252 262V260H253V262H254V261H256L258 258H257L256 260H255ZM260 259H261V257H260ZM92 260H93V259H92ZM185 260H186V259H185ZM193 260H195V259H193ZM204 260H206V258H204ZM227 260H229V257L227 258ZM230 260H229V261H230ZM248 260H249V259H248ZM262 260H264V255H262ZM114 261H115V259H114ZM132 261H133V260L131 259V262H132ZM160 261H159V262H160ZM163 261H165V260H163ZM163 261H162V262H163ZM166 261H168V260H166ZM187 261H188V260H187ZM200 261H199V262H200ZM209 261H210V260H209ZM209 261H208V262H209ZM214 261H215V260H213V262H214ZM222 261H220L221 264L223 263ZM225 261H226V259H225ZM229 261H228V262H229ZM245 261H246V260H245ZM250 261H249V262H250ZM115 262H116V261H115ZM131 262H130V263H131ZM155 262H156V261H155ZM159 262H158V263H159ZM194 262H195V261H194ZM204 262H205V261H204ZM217 262H216V263H217ZM232 262H234V261L232 260ZM238 262H239V261H238ZM241 262H242V261H241ZM253 262H252V264H253ZM178 263L181 264V261L178 262ZM182 263H185V264H186V262H182ZM200 263L204 264L203 261L200 262ZM205 263H206V262H205ZM211 263H212V262H211ZM216 263H215V264H216ZM242 263H243V264L245 263L244 260H243ZM242 263H238V264H242ZM247 263H248V262H247ZM256 263L259 264V263H260V260L257 261V262H255L254 264H256ZM132 264H133V263H132ZM173 264H174V263H173ZM193 264H197V261H196V263H193ZM198 264H199V263H198ZM206 264H207V263H206ZM223 264H225V263H223ZM228 264H232V263H228ZM233 264H234V263H233ZM245 264H246V263H245ZM248 264H250V263H248ZM260 264H262V263H260Z\"/></svg>","mask_w":264,"mask_h":264}]
</instances>
